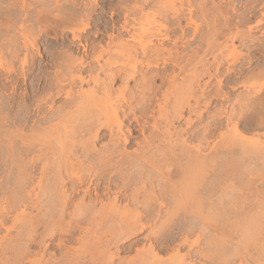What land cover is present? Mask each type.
Wrapping results in <instances>:
<instances>
[{
  "label": "bare ground",
  "instance_id": "1",
  "mask_svg": "<svg viewBox=\"0 0 264 264\" xmlns=\"http://www.w3.org/2000/svg\"><path fill=\"white\" fill-rule=\"evenodd\" d=\"M9 1V0H8ZM15 1V0H14ZM12 2V0L9 2V3H4V0H3V2H1L2 4H0V5H2V6H0V18L1 19H4V20H1L2 22V24L4 23V21H5V24H6V28L5 29H3V28H0V39H1V42H0V86L1 87H3V91L5 90V88H6V86L9 84L10 86H8V88L9 87H11V90H12V92H16L18 89H20V87H19V83H18V78H17V76H21V77H23V80H24V82L23 83H26L27 82V79H29L30 78V76H31V74H33L34 73V71H35V68H36V66H37V64H36V60H35V57H33L31 54H32V50H35L36 51V41H35V39H32V41H29V42H25V45H24V47H23V50H17V49H15V47L12 45V43L14 42V41H10V40H6L7 41V43L5 44V43H3V39L5 38V36L7 35H9L7 32H8V29H10L11 30V27L12 26H15V24L17 23V18L19 17L20 18V20H23V18L25 17V19H24V21H28L29 22V19H30V16H32V15H30V16H28L27 15V13H28V11H27V9H25V10H23V11H21V10H19V9H22L23 7H25V5L24 6H22V7H19V2ZM18 1V0H17ZM34 1H36V0H34ZM51 0H49V2H50ZM55 3L54 4H56V6H57V9H56V7H55V9H56V16H53V17H57L56 18V20L58 19L59 20V18L61 19L60 20V22L62 21V23L64 24V25H66V23H67V25H71V27L69 28L70 30H72V28H74L75 27V25H76V27H75V29H77L78 28V31L77 30H72V31H70V32H72V34L74 35V38H76L77 40H80V39H78V38H80V37H82L81 35H80V32H85L87 29H89V27L91 26V21H92V16H91V14H90V11L89 12H86V11H88V10H86V11H84V12H74L75 11V9H74V7H76V5H78V4H81V1L80 0H68V2L70 3V6H66L67 7V9H66V7L65 6H63V5H61L60 4V2L61 1H63V0H53ZM52 1V2H53ZM66 1V2H65ZM143 1V3H148L149 1H151V3H153L154 5L153 6H156V8L157 7H161L162 8V10H163V7H165L164 9H168V10H170L169 12L170 13H167L168 12V10H167V14L166 13H164L165 15L163 16L162 14H158L157 12H155V11H158V12H162L163 13V11L161 10L160 11V8H157V10H155L154 12H152V13H147V14H145L144 13V8L143 7H139L138 8V6H135V7H137V10L136 9H132L131 11H134L133 12V15H134V18H133V21L135 20V22H140L141 20H143L142 22H144V21H147V22H149V23H151L152 24V22H153V24H155L154 22H156V20H157V18L159 17V18H162L163 19V22L165 23V21L166 22H169L170 23V25H172V26H174V28L172 27V29H175L176 27H177V31H180L181 33V35L183 36L186 32H185V30L181 27V18H182V16H184L183 14H182V10H180V8L178 9V8H175L176 6V4H175V1L176 0H142ZM189 1H191V0H189ZM188 1V3H190L191 4V2H189ZM200 1V0H199ZM203 3H204V1L203 0H201ZM258 1V0H257ZM6 2V1H5ZM20 2H22V1H20ZM39 2V1H38ZM68 2H67V0H64V2L62 3V4H68ZM83 2V1H82ZM3 3L4 4H6V6L4 5V7H3ZM32 3V2H31ZM43 3V2H42ZM48 3V2H47ZM47 3H44L43 4V9H44V7L45 8H47L46 10H48V8H49V6H48V4ZM94 3V2H93ZM95 3H98V2H95ZM151 3H148V4H151ZM203 3H200V5L202 4L203 5ZM264 2H262V8L264 9V4H263ZM22 4H24V3H22ZM83 4V3H82ZM87 4V3H86ZM148 4H146V6L148 5ZM174 4V5H173ZM193 4V3H192ZM205 4V3H204ZM32 5V4H31ZM37 5V4H36ZM98 5V4H97ZM97 5H95V6H97ZM145 5V4H144ZM171 5H173V6H171ZM28 6H30V3H29V5H27V7ZM40 6V5H39ZM51 6H53V5H51ZM50 6V7H51ZM85 6V5H84ZM89 6H90V4H89ZM94 6V7H95ZM142 6H143V4H142ZM149 6V5H148ZM188 6H191V5H188ZM187 6V7H188ZM199 6V5H198ZM34 7V6H33ZM69 7V8H68ZM88 7V6H87ZM145 7V6H144ZM167 7V8H166ZM29 9H30V7H28ZM37 8V7H36ZM52 8H54V7H52ZM59 8V9H58ZM70 8H72V9H70ZM82 8V7H81ZM134 8V7H133ZM171 8V9H170ZM42 9V10H43ZM49 9H51V8H49ZM68 9H70L69 11H68ZM159 9V10H158ZM5 10V11H4ZM34 10V9H33ZM46 10H45V12H46ZM60 10V11H59ZM94 10V9H93ZM191 10V12H189V13H192V8L190 9V7L188 8V11H190ZM52 11V10H51ZM77 11V10H76ZM96 11V10H95ZM37 12H38V10H37ZM47 12H50V11H47ZM47 12H46V14H47ZM93 12V11H92ZM165 12V11H164ZM234 12V11H233ZM236 12V11H235ZM36 13V12H35ZM39 13V12H38ZM44 13V12H43ZM42 13V14H43ZM53 13V12H52ZM51 13V14H52ZM49 14V13H48ZM47 14V15H48ZM51 14H49V15H51ZM130 14H132L131 12L127 15V14H125L126 16H129ZM40 15H41V12H40ZM55 15V14H54ZM219 15H221V14H219ZM37 16H39V15H37ZM36 16V18L38 19V17ZM42 16V15H41ZM41 16H39V17H41ZM46 16V15H45ZM126 16H124L125 18L124 19H126ZM229 15H227V14H225V15H221L220 17H221V19H222V21H223V25H222V27L221 28H223V32L221 31V29L219 30V31H221L222 32V37L223 38H225L224 40L226 41V42H228L227 40L228 39H238V38H240L242 35H241V33H239L238 34V32L236 33V34H232V30H230L231 29V25H232V19H231V17L229 18L228 17ZM238 16V15H237ZM3 17V18H2ZM52 17V16H51ZM52 17V18H53ZM129 17H131V15L129 16ZM18 18V19H19ZM42 18H44V17H42ZM47 18V17H46ZM45 18V20H40L39 19V21L38 20H36L37 22H39L40 24H41V21L43 22V24L44 23H48V18H50V17H48L47 19ZM184 18H185V16H184ZM234 18V17H233ZM239 19H238V24L240 25V24H242L243 22H246L247 20H246V18H245V16H243V17H238ZM127 19H129V18H127ZM126 19V20H127ZM47 20V21H46ZM52 20V19H51ZM54 20V19H53ZM56 20H54L55 22H56ZM130 20V19H129ZM165 20V21H164ZM182 20H183V18H182ZM46 21V22H45ZM64 21V22H63ZM132 21V20H131ZM130 21V22H131ZM192 19L190 18L189 19V23L188 24H190V23H192ZM20 22V21H19ZM54 22V23H55ZM59 21H57L56 23H58ZM146 22V23H147ZM158 22V21H157ZM163 22H160V23H163ZM0 23V24H1ZM22 23V22H21ZM52 23V22H51ZM50 23V24H51ZM55 23V24H56ZM128 22L126 21V23L124 22V24L122 25V26H120L121 27V29H122V31L124 32V31H127L128 29H131V28H129V25L131 26V24L129 23V25L127 24ZM168 23V24H169ZM234 23V22H233ZM4 24V25H5ZM11 24V25H10ZM151 24H149V25H151ZM157 24V23H156ZM187 24V25H188ZM235 24H236V22H235ZM3 25V26H4ZM46 25H48V24H45L44 25V27H42V26H40L39 28H38V31H37V33H38V35L36 34V37L37 36H40L41 34L42 35H44V33H45V35L47 34V33H49L48 32V27L46 26ZM52 25V24H51ZM73 25V26H72ZM79 25V26H78ZM139 25V24H138ZM146 25V24H145ZM191 25V24H190ZM244 25V24H243ZM1 26V25H0ZM49 26V25H48ZM53 26V25H52ZM147 26H148V24H147ZM161 26H163V24H161L160 25V27H158V28H160L161 29ZM166 27H168V25H165ZM165 26H163V28L165 27ZM234 26V25H233ZM236 26H237V24H236ZM241 26V25H240ZM66 27V26H65ZM114 27V26H113ZM67 28H68V26H67ZM79 28L81 29V31L79 30ZM143 28V27H142ZM153 29H154V27H152ZM152 28H151V30H152ZM156 28V27H155ZM158 28H156L157 30H158ZM162 28V29H163ZM168 28H170V26L168 27ZM215 28V27H214ZM233 28V27H232ZM256 28V27H255ZM259 27H257V29H258ZM115 29V28H114ZM144 30H145V28H143ZM143 29H142V31H143ZM159 29V30H160ZM161 29V30H162ZM217 29V28H216ZM216 29L214 30V29H212L211 30V32H212V34H210L211 32L209 31V33H208V36H207V41H206V45H207V49H205V47H206V45H205V47L203 48L204 49V51H203V56H206L207 54H209L210 52H211V54H213V48L214 47H216V46H220V47H222V45H219L217 42H215V41H217V40H214V38L216 37L215 35L217 34V35H220L221 33L219 32H217L216 31ZM119 30V29H118ZM155 30V29H154ZM157 30L156 31H154V32H156L155 33V35H153L152 34V37L150 36H146V38L148 39H145V38H143V39H145V41L143 42V41H141V40H143L142 39V37H140V39L141 40H137V42H139V44H132L130 41V43H123V44H121V46H119L120 47V49H119V47H115V48H117V51L119 52L120 51V53L122 54V56H123V63L122 64H124V66H125V72H127L128 74L127 75H124L125 76V78L121 75V76H119V74H118V78L119 77H123L124 78V80H121V81H126L127 82V84H128V82H129V80H130V78L131 77H133V76H135V75H137V74H140V73H137V65L136 64H139V62H137V59H138V57H140L141 55L142 56H148V51H151L150 53H149V55L150 54H152V56H156V62H154V63H151L150 61V63L145 59V61L147 62V64H146V68L148 67H150V65L151 64H155L154 66V68H157V67H159V65H158V62H159V60H160V58H161V56L163 57V55H164V53H166V54H168L167 52L168 51H166V52H164L165 51V49L166 48H164L163 49V46L164 45H162V43H161V45L160 46H158V45H154L156 48L154 49V50H150L149 49V47L151 48V46L150 45H152L153 43H152V41H151V39H156V37L155 36H157L158 38H161V39H166V41H167V39L169 40L170 39V37H169V33L167 34H164L165 33V31H164V33H161V30H160V32H157ZM164 30V29H163ZM250 30H252L253 31V28H251ZM80 31V32H79ZM117 31V30H116ZM128 31H130V30H128ZM147 31V30H146ZM148 31H149V29H148ZM167 31H168V29H167ZM166 31V32H167ZM170 31V30H169ZM174 31H176V30H173L172 31V33L174 32ZM215 33H214V32ZM79 34H78V33ZM120 32V31H119ZM149 32H151V33H153V30L152 31H149ZM217 32V33H216ZM118 33V32H117ZM128 34H129V32H127ZM146 33V32H145ZM150 33V34H151ZM175 33H177V32H175ZM249 33H250V31H249ZM85 34V33H84ZM144 34V33H143ZM164 34V35H163ZM116 35V34H115ZM118 35V34H117ZM121 35V34H120ZM120 35H119V37H120ZM149 35V34H148ZM174 35H176V34H173L171 37H174ZM235 35H237L238 36V38H237V36H235ZM240 35V36H239ZM249 35H251V34H249ZM249 35H248V38H247V36H245V38H247V39H250V37H249ZM113 36V35H112ZM111 36V38H113ZM178 36V35H177ZM210 36V37H209ZM215 36V37H214ZM221 36V35H220ZM253 35H251V37H252ZM132 37H134V36H132ZM145 37V36H144ZM154 37V38H153ZM221 37V38H222ZM244 37V36H243ZM11 38V37H10ZM131 38V37H130ZM177 38H179V37H177ZM177 38H173V39H176V41H177ZM245 38L243 39L242 37L240 38V39H242V41L243 40H245ZM254 38V40H255V36L253 37ZM253 38H252V40H253ZM172 39V38H171ZM215 39H218V38H215ZM246 39V40H247ZM111 40V39H110ZM121 40V39H120ZM123 40V39H122ZM133 40H135V38L133 39ZM147 40V41H146ZM179 40V39H178ZM245 40V41H246ZM251 40V43H255L256 41H257V38H256V40L254 41H252ZM5 40H4V42H6ZM83 41V40H82ZM126 41V40H125ZM128 41V40H127ZM162 41V40H161ZM164 41V40H163ZM162 41V42H163ZM250 41V40H249ZM136 42V43H137ZM154 42V41H153ZM169 42V41H168ZM244 42V41H243ZM258 42H260V41H258ZM175 43V42H174ZM174 43H173V45H174ZM215 43H217V44H215ZM247 43V42H246ZM159 44V43H158ZM164 44V43H163ZM176 44H178L177 42H176ZM260 45H259V48H258V51H261L262 50V52H259L258 53V51H257V53H258V55L260 56V54L262 55V53H263V55H264V42L261 44V43H259ZM120 45V44H119ZM82 46V45H81ZM94 46V45H93ZM249 46V45H248ZM101 47V46H100ZM175 47V46H174ZM177 47V46H176ZM175 47V48H176ZM94 48H96V47H94ZM98 48H99V46H98ZM153 48V47H152ZM257 48H254L253 49V52H252V49H250L251 50V52L252 53H250V57H248V56H246V57H248V58H246L245 57V59L246 60H248L246 63L244 62V64H247L248 62H249V64H248V67H249V65H250V62H254V61H249V60H252L251 58L252 57H257L255 54H257V53H255L254 52V50L256 51V49ZM30 49H32L31 51H29ZM112 49V47L109 49L108 48V50H110L111 52H112V50H114V47H113V49ZM119 49V50H118ZM149 49V50H148ZM178 49V48H177ZM224 49V48H223ZM249 49H248V51H249ZM260 49V50H259ZM79 50V49H78ZM87 50L88 49H86V45L84 46V52H87ZM90 50V49H89ZM98 50H100V49H98ZM98 50L96 51L95 49L93 50V54H94V56L92 57V58H95L96 59V61H98V67L97 68H95L93 65H94V60H93V62L94 63H90V62H88V61H86V59L84 60H82V58H81V60L79 59V60H76V59H74V57H73V59H71L70 57H71V54H70V57H67L66 59L68 60L69 58H70V60H75V61H71V63H68L67 61V63L66 64H64V65H62V61H64V57H66V56H64L63 57V59H62V61L60 60V58H59V61H61V62H59V63H61V67L64 69V70H62L61 72H63L64 71V73L66 72L67 73V75H68V78H66V76H64L63 74H61V72L59 73V75H56V77H55V79L54 80H51L52 78H50V79H48L47 78V76H46V78H45V76H44V78H45V85L48 87L47 88V93L44 95V96H39V97H44L42 100L41 99H37V100H41L42 102H44V103H49V104H51L52 102H54L55 100H54V95L56 94V96H60L63 92H65V90L67 91V89L65 88L66 86H63V85H65L64 83H66V82H69V84H71V86L73 85V84H76V83H81V84H83V83H93V87H92V89L91 90H89V91H84L83 89H80V91H78V92H74V94L75 95H73V93H71V92H69V93H67V96L66 97H69L70 98V103L68 102V101H66L65 100V102L66 103H69L70 105H72L73 104V106H75V107H77V108H74V109H81V107L83 108L84 106H81L82 104H85V110L86 109H88V108H91V106L89 107V105H93L94 106V108H96V110H94V114H93V112H92V114H90V115H92V117L91 118H85V119H88L87 121H89V123H90V125H89V129H88V133H89V135H90V138H89V141L87 140V144H85V143H82V142H84V141H82L81 143H82V146H84V147H88L87 149L85 148V150H83L84 149V147H82V146H80V147H82L83 149V152H84V156H85V159H87V161L88 162H90V163H88L89 164V166L87 167H85V172H86V174H87V176H88V182L86 183L85 181L87 180H85V177H84V175H83V173L82 172H79V169H81V168H83L84 167V165L86 164V163H84L83 161H81V159L80 158H82V157H80L79 156V154H78V156L77 157H74V156H72L73 158V160H71L70 158V160H71V163H69V165H62V166H64L65 168H63V167H61V163L59 164L58 163V167H61V168H57V169H59L58 171H57V173H55V174H49V176L47 177V178H45V179H47V181H48V183L46 182V183H44V181H43V178H42V180H41V178L39 179V180H41L40 182H38V185H40V188H39V190L41 189V192H42V194H41V192L39 193V195L41 196V197H51V199L53 200V198H54V200L56 199L57 200V202H58V204L55 202H53L54 204H52V205H55V204H57L55 207L56 208H51V212H54L52 209H55V211H56V214H57V216H58V218L57 219H59V217H63L62 218V220L65 218L64 217V215L66 214L67 215V212H65V210L68 208V204H69V199H70V196L73 194V193H77L78 191H80L81 190V192H83L84 194V198L85 197H88L90 200H89V203L86 205H81V202L79 203H77V204H80V205H76L75 204V206L77 207V209H76V207L74 208V210L77 212H75L76 214H74V212H73V214L71 213V215H73V217L75 216L78 220H79V218H84L85 219V215H87V214H89L90 213V215L93 213L95 216H96V214H97V216L99 215V216H102L103 217V219L105 218V219H107L108 217H109V219H113L114 220V218L115 217H113V216H116V215H118V216H116L117 218H119L120 220H121V218L123 219L124 217H126L128 214H130L129 216H130V218H132L131 219V223L130 222H128L127 224H126V226L125 227H121V228H116V230L113 228V230H111V231H114V232H111V234H113L112 236H113V239H114V236H115V238H118V239H120L121 240V238H126L125 236H127V235H129L128 236V238L131 236V234L133 233L134 234V232H138V231H140V232H144L146 229H147V222H150V224H151V222L152 221H157V220H161V221H159V222H161V225L159 226L160 228H158L157 230H154L153 229V231H151L150 232V236L151 237H153L154 239H155V241L153 242L152 240V242H151V244L149 245V247H148V249H146L144 252H143V254H142V260H144L145 261V259H147L146 261L148 262V260L150 259V258H158L157 259V261H153V263L152 264H154V262H155V264H264V249H262V254L260 253V252H254V253H244V252H242V253H239V250L237 251V250H235V252L233 253V254H230L228 251H227V245L228 246H230L229 244H230V240L229 239H231L232 237L234 238L235 236L234 235H237V236H242V238L244 237V235H246L247 234V231H248V229H247V226L250 224H252V227H256V228H258L259 227V221L262 219V218H264V198L263 197H261V191L260 190H258L257 188L258 187H256V189L254 190V189H251L249 192H251L252 190H254V192H253V194H252V192H251V194L252 195H249V196H247L248 195V193H244V192H242V195L240 194L239 196H237V194H238V192H237V194L235 195V196H233V195H228V193H226L225 191H224V193H226L227 194V196L229 197V200L228 199H225V201H228V202H225L224 201V198H226L225 196H224V198L222 197L223 196V194H221L222 196V198L221 197H219V198H217V199H222L221 201L219 200V204H217V205H214V202H213V195H214V187H215V185H216V181H217V174L215 173V172H217V170L219 171V173L221 174V175H224L225 176V178H227V176L231 173V171H233V170H231L232 168H234V170L235 169H237V168H240V170L244 167L245 169H253L252 171L254 172V169H255V171L257 172V171H259V173H260V171H262V170H258V169H260L262 166L264 167V152L263 151H261V149L260 150H254L253 149V147H252V145H251V143H252V141H251V139L250 140H246L247 138H245L246 137V135H248V134H250L249 132H253L255 129H257V132H258V128H263L264 129V119L263 118H261V117H264V101L261 99V97H262V94L264 93L263 91H264V89L262 90V89H260V90H257V92H253L252 91V89H250L246 94H244V96L243 95H241V100H240V103L243 101L244 102V104L242 105V104H240L239 105V107L240 108H238V110H236V108H235V105L233 104V107H231V108H234V109H231L232 111H230V113L229 112H226V111H222V107H220V109H221V111L218 109V113L217 114H219L217 117H216V112H217V110H215V115H213V117L215 116V118L214 119H216L217 118V121H215V120H213V121H208L206 124H205V126H203V128H201L200 130L198 129V128H196L195 130H193V131H191V129H186V128H184L181 132L179 131V129H178V131L176 130V129H174V128H172L173 126H175L174 125V120H175V118L176 119H178L179 120V118H181L182 116H183V118H185L184 117V114H182L183 112H181L182 111V109L183 108H186V107H189V110H190V113H191V116L192 115H196L197 117H199V119H203V117H204V115H203V110H202V108H200L201 106H200V104H204V108L205 109H208V106L212 103V102H214V99H216V98H220V99H222V97H224L225 98V96L227 97V93L225 94H223L222 93V90L220 89V87H217V88H219V89H217V88H213L211 85H208L207 83L205 84H203V86H202V84H200V85H198V83H200V82H197V85L196 86H198V87H200L201 88V92L200 93H198V92H195L194 91V88L192 87V85H194L193 83H195L194 81L195 80H197L198 79V77H201V75H203V73H207V74H209L210 73V68H211V66H208V65H203V67L202 68H204V70H202L201 69V71L203 72H201V71H199V73L197 72V73H194L195 75H196V79H194L195 78V75H193L192 77V79L191 80H193V81H191V80H189V78H188V80H186V81H188V84H186V83H184L185 82V79H184V81L182 82L183 83V85L181 84V83H179V84H181V86L183 87H185L186 89H187V91H188V95L187 96H189L188 98H186V102L185 103H182L183 101H184V96H181L183 99H181V97L179 96V101H177V100H175V96H174V103H175V101L176 102H180L181 100H182V102H180V106L178 105L177 107H176V105L175 104H177V103H175V104H173V105H175V106H173L172 108H173V110L171 111V112H169L170 113V118H171V121H169L170 120V118H167V116H166V118L165 119H168V123H164L165 124V127L164 128H162V127H160V126H158L156 123L151 127V132H150V134H149V136L150 137H148V135L147 136H145V132H146V130H147V127L145 126V123H147V122H145L147 119H146V117H148L147 115L149 114V110H150V105H149V102L152 100H147L146 101V97H145V92H144V89L146 90V88H143V94H141L142 95V97L138 100V102L140 101V104H137V106H134L133 105V103H129L130 102V100H132L133 99V97L134 96H130V97H132V99L129 97L128 99H129V101H128V99H127V97H126V94H125V91H126V89H125V91L124 90H120V92L119 93H117L118 95H116L115 94V91L113 90V86H112V84L116 81V75L115 74H113V67L115 66V65H117L118 64V62L116 63V62H113V59H112V62H110V61H107V60H105V63L104 64H101V63H99V57H103V56H101V53H103V54H105L104 52H105V50H103V52H101L102 50H100V52L98 53ZM116 50V49H115ZM170 50H172V49H170ZM7 52V57L9 56V60H7L8 62H6V59H4L5 58V53ZM23 51H25V52H23ZM107 51V50H106ZM234 51V50H233ZM233 51H232V54H233ZM247 51V52H248ZM29 52H31L30 54H29ZM174 52H177L176 51V49H175V51ZM174 52L172 51V53L174 54ZM199 52V51H198ZM23 53V54H22ZM25 53V54H24ZM34 53V52H33ZM92 53V52H91ZM96 53H98L99 55H96ZM109 53V51L107 52V54ZM170 54H168V55H170V56H168V57H170L169 59H170V63L172 64V65H178V66H180V65H182V63L181 62H184V61H187L188 59L187 58H189V57H187V56H182L181 54H180V56H182L181 58H179L178 57V55L179 54H177L176 53V57H174V58H172L171 59V57H172V54H171V52H169ZM178 53H180V52H178ZM24 55L23 56V58L20 56V55ZM39 54V53H38ZM67 54V53H66ZM87 54V53H86ZM89 54V53H88ZM86 55L87 57L89 56V55ZM93 54H91V55H93ZM102 54V55H103ZM182 54H184L183 52H182ZM31 55V56H30ZM42 55V54H41ZM90 55V56H91ZM95 55H96V57H95ZM140 55V56H139ZM228 55H230V54H228ZM233 55H235V54H233ZM232 55V56H233ZM84 56V55H83ZM105 56V55H104ZM164 56H167V55H164ZM192 56V55H191ZM231 56V55H230ZM231 56V57H232ZM258 56V57H259ZM54 57V56H53ZM57 57V56H56ZM159 57V58H158ZM236 57H238V55L236 56ZM242 57V56H241ZM76 58V57H75ZM159 60H158V59ZM195 58V57H194ZM226 57H224V56H221V57H219L218 55H215L214 56V59L215 60H219L218 61V64L215 66L216 68H215V70H216V72H222L221 71V68H223V65L225 64V62H227V61H229V60H227L226 61V59H225ZM250 58V59H249ZM78 59V58H77ZM151 59V58H150ZM162 59V58H161ZM165 59V58H164ZM169 59H167V60H169ZM227 59H229V58H227ZM238 59H239V57L238 58H236L235 59V61H237L238 62ZM53 60V59H52ZM70 60H68V61H70ZM109 60V59H108ZM54 61H56L55 59H54ZM139 61V60H138ZM144 61V62H145ZM155 61V60H154ZM165 61V60H164ZM163 61V62H164ZM234 61V60H233ZM234 61V63H236ZM257 61V60H256ZM65 62V61H64ZM145 62V63H146ZM153 62V61H152ZM162 61H160V63H161ZM216 63H217V61H215ZM50 63V62H49ZM97 63V62H96ZM164 63H169V62H164ZM233 63V64H234ZM260 63V62H259ZM143 64V63H142ZM158 66H157V65ZM163 64V63H162ZM237 64V63H236ZM263 65H264V63H262ZM54 65V64H53ZM211 65V64H210ZM261 65V64H260ZM263 65L261 66V68H259V67H255V69L256 68H258V70H256V71H259L258 73H256V71H254L255 69L254 68H252V69H254V70H249V71H247V73L245 72L247 69V67L244 69L245 71H240V70H238L239 68H242V67H237V65H235L234 64V67L233 68H235V70H234V72H236V74L237 75H239L240 77H242L243 76V74H245V76H244V78H243V80L245 79L246 80V82L248 81V82H250V81H252L251 83H253V80H257V81H259V82H261L262 80H264V68L262 69V67H263ZM39 66V65H38ZM56 66V65H55ZM113 66V67H112ZM157 66V67H156ZM177 66V67H178ZM240 66V65H239ZM252 66V65H251ZM254 66V65H253ZM252 66V67H253ZM257 66V65H256ZM60 67V68H61ZM165 67V66H164ZM147 68V69H148ZM233 68H231V67H229L225 72L223 71L222 73H226V75L228 74H230V75H233ZM238 68V69H237ZM250 68V67H249ZM116 69V68H115ZM151 69V68H150ZM149 69V70H150ZM152 69H153V67H152ZM167 69V68H166ZM262 69V70H261ZM124 70H123V72H124ZM156 70V69H155ZM98 71V73L96 74V72ZM99 71L100 72H102V73H104L103 75H105L104 76V78H101L100 77V75H99ZM139 71V70H138ZM70 72V73H69ZM115 72H117V71H115ZM114 72V73H115ZM120 72V71H119ZM124 72V73H125ZM154 72V71H153ZM159 72V70H158V68H157V70H156V73H157V76L160 74V73H158ZM162 72V71H161ZM200 72L202 73V74H200ZM46 73H48V72H46ZM65 73V74H66ZM118 73V72H117ZM116 73V74H117ZM141 73H142V71H141ZM145 73V72H144ZM150 73H152L151 71H150ZM156 73L154 74L155 75V80H156ZM50 74V73H49ZM56 74H57V72H56ZM70 74L72 75V77L70 76ZM126 74V73H125ZM148 74H149V72H148ZM148 74L147 73H145V75L143 74V76L142 75H139V76H142L141 78V80H142V82H143V85H145L148 89H149V87H150V85H152L151 83H152V79H153V75H152V77H150V74H149V76H148ZM200 74V75H199ZM223 74V75H224ZM34 75V74H33ZM43 75V74H42ZM62 75V76H61ZM162 75V74H161ZM178 75V74H177ZM214 75V74H213ZM219 75L221 76V73H219ZM219 75H214L215 77L214 78H216L217 76H219ZM222 75V76H223ZM225 75V79H226V85L228 86H230V85H236L237 83H240L239 81H237V78L236 79H233L234 78V76H233V78H231V77H227ZM236 75V77H238ZM37 76V75H36ZM39 76V75H38ZM53 75L51 74V77H52ZM164 76V75H163ZM163 76H161L162 78H163ZM169 76V75H168ZM49 77V76H48ZM54 77V76H53ZM147 77H150L151 78V80H149L151 83H150V85L148 84L149 83V81H148V78ZM159 77V76H158ZM171 76H169V78H170ZM178 77V76H177ZM212 76H211V74H209V79L211 78ZM227 77V78H226ZM17 78V79H16ZM32 78V77H31ZM35 78V77H34ZM33 78V79H34ZM38 78V77H37ZM41 78V77H40ZM140 78V77H139ZM173 78V77H172ZM175 78H176V76H175ZM174 78V80H172V81H175L176 79ZM213 78V77H212ZM217 78H219V77H217ZM216 78V79H217ZM221 78V77H220ZM223 78V77H222ZM39 79V78H38ZM43 78H41L40 80H42ZM153 79V80H154ZM160 79V78H159ZM171 79V78H170ZM128 80V81H127ZM139 80V79H138ZM148 82H147V81ZM220 80V79H219ZM242 80V81H243ZM245 80H244V82H245ZM261 80V81H260ZM171 81V82H172ZM198 81H199V79H198ZM35 82V81H34ZM42 82V81H41ZM125 82V83H126ZM141 82V83H142ZM155 82V81H154ZM154 82H153V85H155L154 84ZM177 82V81H176ZM180 82V81H179ZM218 83H219V81H217ZM221 82V81H220ZM244 82H241V83H243L242 84V86L246 83H244ZM247 82V83H248ZM37 83V82H36ZM44 83V82H43ZM125 83H123V84H125ZM169 83V82H168ZM175 83V82H174ZM240 83V84H241ZM250 83V84H251ZM255 83H257V82H255ZM27 84V83H26ZM63 84V85H62ZM68 84V83H67ZM115 84V83H114ZM113 84V85H114ZM147 84H148V86H147ZM171 84V83H170ZM172 84H173V82H172ZM171 84V85H172ZM184 84H186V85H184ZM249 84V83H248ZM56 86L55 88H57V90L55 91L56 93L54 94V95H52V92H54V91H52L53 90V88H50V86L52 87V86ZM139 85V84H138ZM171 85H169V86H171ZM175 85H176V83L174 84V85H172L170 88H172L173 86L175 87ZM221 86H222V83L220 84ZM225 85V84H224ZM32 87H33V85H31ZM69 86V85H68ZM74 86V85H73ZM140 86V85H139ZM195 86V87H196ZM202 86V87H201ZM238 86H241V85H238ZM237 86V87H238ZM22 87V86H21ZM26 87V86H25ZM39 87V86H38ZM70 87V86H69ZM91 87V86H90ZM121 87H122V85H121ZM128 87V86H127ZM141 87V86H140ZM155 87V86H154ZM153 87V88H154ZM178 87H180V85L178 86ZM182 87H180V88H178V90L177 91H179L180 90V92H182L183 93V91L181 90V88ZM184 87H183V90H184V92H185V89H184ZM223 87V86H222ZM235 87V86H234ZM7 88V89H8ZM36 88V87H35ZM43 88V87H42ZM71 88V87H70ZM168 88V87H167ZM228 88V87H227ZM236 88V87H235ZM6 89V90H7ZM52 89V90H51ZM85 89V88H84ZM115 89H117V88H115ZM140 89V91H141V88H139ZM155 89V88H154ZM225 89H226V86H225ZM231 89V88H230ZM4 91V92H7V91ZM55 90V89H54ZM71 90V89H70ZM69 90V91H70ZM87 90V89H86ZM169 90H171V89H169ZM169 90H167V91H169ZM262 90V91H261ZM43 91V90H42ZM133 91V90H132ZM139 91V90H138ZM139 91V92H140ZM155 91V90H154ZM224 91V90H223ZM11 92V91H10ZM22 92V91H21ZM27 92V91H26ZM73 92V91H72ZM129 92V91H128ZM138 92V93H139ZM149 92V91H148ZM225 92V91H224ZM45 93V92H44ZM137 93V94H138ZM142 93V92H141ZM154 93V92H153ZM163 93V92H162ZM161 93V94H162ZM169 93H170V91H169ZM175 93V92H174ZM173 93V94H174ZM231 93V92H230ZM17 94V93H16ZM42 94V93H41ZM66 94V93H65ZM64 94V95H65ZM135 94V93H134ZM156 94V93H155ZM172 94V93H171ZM179 94V93H178ZM184 94V93H183ZM229 94V93H228ZM1 95V94H0ZM12 95V94H11ZM25 95V94H24ZM132 95V94H131ZM139 95V94H138ZM140 95V96H141ZM149 95V94H148ZM231 94H229V96H230ZM4 96V95H3ZM170 96V95H169ZM169 96L167 97V95H166V98H165V100L167 101L168 100V98H169ZM185 96H186V93H185ZM222 96V97H221ZM240 96V95H239ZM24 97V96H23ZM30 97H32V96H30ZM34 97V96H33ZM138 97V96H137ZM149 97H151V96H149ZM153 97V96H152ZM163 97V96H162ZM165 97V96H164ZM173 97V96H172ZM2 98V97H1ZM3 98H5V96L3 97ZM56 98V97H55ZM119 98H121V99H119ZM135 98V97H134ZM191 98H193L194 100H195V104H192L191 105V102H190V99ZM240 98V97H239ZM7 98H5V100H6ZM26 99V98H25ZM32 99V98H31ZM220 99H217V100H219L220 101ZM9 100V99H8ZM20 100V99H19ZM21 100H23V98H21ZM134 100H137L136 98L135 99H133V101ZM199 100H201V102L199 101ZM225 100V99H224ZM224 100H222V101H224ZM1 101V100H0ZM121 101L122 102H124V103H122L121 104ZM132 101V102H133ZM141 101H142V103H141ZM144 101H146V102H144ZM228 101V100H227ZM263 101V102H262ZM9 103H8V105H7V107L8 108H12L13 109V107H14V105H16L17 103H18V101H17V97L14 95L9 101H8ZM42 102H40L41 104H42ZM51 102V103H50ZM65 102H64V104H65ZM86 102V103H85ZM137 102V101H136ZM152 102V101H151ZM216 102V101H215ZM3 103V102H2ZM1 103V104H2ZM35 103V102H34ZM38 103V104H37ZM36 104L39 106V101L37 102ZM91 103V104H90ZM135 103V102H134ZM181 103H182V105H181ZM3 104H5V103H3ZM2 104V105H3ZM54 103H52V105H53ZM86 104H89L88 106H86ZM153 104V103H152ZM186 104V105H185ZM1 105V106H2ZM6 105V104H5ZM25 105V104H24ZM34 105V104H33ZM65 105H67V104H65ZM78 105H79V107H78ZM136 105V104H135ZM158 105V104H157ZM161 105V104H160ZM184 105H185V107H184ZM212 105V104H211ZM69 106V105H68ZM156 106V105H155ZM196 106V107H195ZM197 106L199 107L198 109H201V110H198L197 109ZM231 106H232V104H231ZM3 107H4V105H3ZM3 107H0V125L2 126V129L4 130V135L2 134V137L1 138H5V142H6V135H5V133L7 134V137L9 136V134H8V127H11V126H8L7 127V129H5L4 128V126L6 127V125H11L10 123L11 122H13V121H15L16 119H18L17 117H16V119H15V117H13V116H10V115H7L8 114V110H6L5 109V107L3 108ZM19 107V106H18ZM28 107V106H27ZM41 107V106H40ZM44 107V106H43ZM52 106H50V108H51ZM65 107V106H64ZM162 107V106H161ZM174 107H175V109H174ZM4 109L5 110V112H7V114L5 113H3V111H2V109ZM30 108V107H29ZM28 108V110L26 111L27 112V115L25 116L26 118H28L27 116H28V111L30 110V112H32L31 111V109H29ZM35 108H36V106H35ZM49 108V109H50ZM58 108V107H57ZM63 108V107H62ZM70 108H71V106H70ZM152 108H155V107H152ZM171 108V109H172ZM203 108V109H204ZM218 108V107H217ZM216 108V109H217ZM227 108V107H226ZM41 108H39V110H40ZM63 109H67V108H63ZM72 109V108H71ZM160 109V108H159ZM158 109V110H159ZM162 109V108H161ZM169 109V108H168ZM224 109V108H223ZM22 110V109H21ZM38 110V109H37ZM58 110H59V108H58ZM88 110H90V109H88ZM153 110V109H152ZM156 110V109H155ZM157 110V111H158ZM247 110V111H246ZM9 111H10V109H9ZM34 111H35V109H34ZM56 111V110H55ZM64 111H66V110H64ZM69 111V113L71 112L70 111V109L69 110H67V112ZM78 111V110H77ZM77 111H74L73 112V115H77L76 113H77ZM90 111H93V108H92V110H90ZM161 112L162 111H164V109H162V110H160ZM159 111V112H160ZM165 111H167V110H165ZM205 111V110H204ZM53 112V111H52ZM61 112L62 113H64V114H62V117H61ZM66 112V113H67ZM152 112V111H151ZM160 112V113H161ZM38 113H40V111H38ZM42 113V112H41ZM41 113L39 114V115H41ZM44 113V112H43ZM49 113V112H48ZM47 113V114H48ZM54 113V112H53ZM56 113V112H55ZM65 112H63V111H61V109H60V113L58 112V113H56L54 116H49V117H45V116H42L44 119L42 120V121H44V122H46V123H49V122H52L53 123V121L54 120H56L57 118H59V120L61 119V118H69L67 115H69L70 116V114L68 113V114H66ZM90 113V112H89ZM122 113V114H121ZM138 113H140V116L138 115ZM166 113V112H165ZM165 113H161V114H165ZM192 113H196V114H192ZM59 114V115H58ZM122 116H121V115ZM155 114V113H154ZM167 114V113H166ZM42 115H44V114H42ZM50 115H53V114H50ZM72 115V116H73ZM150 115H151V113H150ZM9 116L10 117H13V119H15V120H13L12 119V121H10L11 120V118H9ZM72 116H70V117H72ZM189 116V115H188ZM212 116V115H211ZM222 116V117H221ZM37 117H38V115H37ZM51 117V118H50ZM121 117H124V118H126L127 120H132L133 122H135L136 123V125L135 126H133V129H131V128H128V131L127 132H124L123 131V128H124V124H123V120L121 119ZM223 117H225V120H223V119H221V118H223ZM40 118V117H39ZM63 118V120H67V118L66 119H64ZM75 118V117H74ZM142 118V119H141ZM173 118H174V120H173ZM190 118V119H189ZM187 117L186 118V120L187 121H185V123H186V125H190L191 126V124L193 125V123H192V119H191V117ZM211 118V117H210ZM144 119H146V120H144ZM189 119V120H188ZM263 119V120H262ZM22 120H24V119H22ZM222 120L223 121H225V123L227 122V124L229 123V124H231V125H229L228 124V126L230 127L231 126V130H229V129H227V130H229V132L231 131L234 135H236V137H237V140H234V143H233V141H232V143L233 144H235V141H236V143H237V145H238V143H241V144H243V142H246V141H248L247 143H248V145H251V149H252V151H249L248 153L247 152H245L244 150H242L243 148L245 149V147H243L244 145H247L246 143L241 147V146H239V149H240V147L242 148L241 150V153L239 152V151H236V153H235V151H234V153L232 154L231 153V155L232 156H234V157H232L233 159H235V160H233L232 158H231V160H227V159H224V160H221L220 162H219V159H220V154H221V156H222V151H219L218 150V152L217 153H219V154H217V153H214L215 151L213 150V151H211V152H209V153H206L207 152V150H209V149H211L212 150V147L209 145V142H208V140H209V138L213 135V133L219 128H221V126L223 125L222 123ZM10 121V122H9ZM32 121V120H31ZM37 121V120H36ZM57 121H58V119H57ZM71 121H73V119L71 120ZM16 122V121H15ZM18 122V121H17ZM44 122H41V124H40V126H39V124L37 125V127L35 128V127H32V128H35L34 130H36L37 128H38V126H39V128H41V125L42 124H44ZM59 122V121H58ZM57 122V123H58ZM64 122H68V120L67 121H64ZM64 122L62 123V119H61V121H60V123H62V125L63 126H65V124H64ZM86 122V121H85ZM85 122H83L82 121V123H85ZM38 123H40V122H38ZM46 123L44 124L45 126H46ZM69 123V122H68ZM148 123H149V121H148ZM196 123V122H195ZM198 123V122H197ZM12 124H14V122L12 123ZM16 124V123H15ZM25 124V123H24ZM49 124H51V123H49ZM49 124H47V125H49ZM54 124V123H53ZM56 124V123H55ZM54 124V125H55ZM70 124V123H69ZM87 124V123H86ZM127 124V123H126ZM150 124V123H149ZM148 124V125H149ZM226 124V125H227ZM241 124H244V126L242 127V129L245 127L246 129H247V131H248V134H247V132H246V129L244 130L245 132H246V134H244V131L243 130H240V127H239V125H241ZM52 125V124H51ZM51 125H49V126H51ZM53 125V127L51 126V127H49V126H47V127H49V129L46 127H44L43 126V132H38V131H41L42 130V128H41V130L38 128L36 131H30V134H31V132H32V134H31V136H33L35 133H39V136H40V133H42V135H43V133L45 134H47V135H49L51 132H52V134H53V131H52V129H54V128H56V125L54 126ZM147 125V124H146ZM147 125V126H148ZM195 125V124H194ZM198 125H200V124H198ZM16 126V125H15ZM14 126V127H15ZM61 126V125H60ZM60 126H58L57 125V127H60ZM70 126H72V125H70ZM85 126H88V125H85ZM132 126V125H131ZM201 126H202V124H201ZM242 126V125H241ZM20 127H22V126H20ZM66 127H67V125H66ZM66 127H65V129H66ZM194 127V126H193ZM198 127H200V126H198ZM224 127H225V125H224ZM1 128V127H0ZM31 128V129H32ZM44 128L46 129V131L44 130ZM50 128H52L51 130H50ZM68 128V127H67ZM71 128V127H70ZM139 129L140 130V132H142V134L144 135V138H143V141H136V146H137V149L133 152V153H131V152H129L128 153V150H126L125 149V151H122L121 149H118L119 148V146L121 145V141H123L124 143L123 144H132L133 142H135V137L133 138V131L135 130V129ZM150 128V127H149ZM149 128H148V131H149ZM191 128V127H190ZM47 129H48V132H47ZM58 129V128H57ZM85 129V128H84ZM176 130L175 132H173L172 130ZM182 129V128H181ZM222 129V128H221ZM220 129V130H221ZM260 129V130H261ZM5 130L7 131V132H5ZM19 130V129H18ZM17 130V131H18ZM50 130V131H49ZM64 130V129H63ZM75 131H76V129H74ZM73 130V131H74ZM104 130H107L108 131V135H109V137H110V140L109 139H107V140H109V142H112L113 143V146H114V148H115V150H114V152H110V151H106V147L105 146H107V143L105 144V146L102 148V149H100V151H98L97 150V148H96V150H97V152H99V153H97L96 155H97V158H93L94 159V161H93V159H92V157H94V156H92L93 154L92 153H94V152H96V150H95V147H97V146H95L94 144H96L95 142H96V140H101L103 137H105L104 135H106L105 133H103L104 132ZM19 131H21V130H19ZM56 131V130H55ZM80 131V130H79ZM136 131V130H135ZM191 131V132H190ZM224 131V130H223ZM264 131V130H263ZM3 132V131H2ZM15 133H16V131H14ZM29 132V131H28ZM50 132V133H49ZM58 133L59 132H62L61 131V129H60V131H57ZM222 132V131H221ZM0 133H1V131H0ZM37 133V134H38ZM49 133V134H48ZM57 133V134H58ZM76 134V132H73V134ZM80 133V132H79ZM82 133V132H81ZM183 133H185V135L186 136H189V134L191 133V135L187 138L189 141H193V140H196V141H193V143L194 142H198V145L196 146V144H195V147L193 146V143L192 142H187V140H183L182 138H181V136L183 137L184 135H182ZM217 133V132H216ZM255 133V132H254ZM262 133V132H261ZM260 133V134H261ZM15 135L14 133H13V131H12V133H11V135ZM45 134V135H46ZM62 134V133H61ZM68 134H70V133H68ZM221 134V133H220ZM233 134H232V136H233ZM253 134V133H252ZM257 134V133H256ZM259 134V135H260ZM10 135V136H11ZM12 135V136H13ZM41 135V136H42ZM46 135V136H47ZM51 135V134H50ZM77 135V134H76ZM136 135V134H135ZM134 135V136H135ZM139 135V134H138ZM231 134L229 133V136H230ZM254 135V134H253ZM0 136H1V134H0ZM3 136H5V137H3ZM23 137H25L24 135H22ZM21 135L20 136H17V137H15V138H20V137H22ZM26 136H28L27 137V141H25L26 139H16L17 141L18 140H20L21 142H22V140H24L27 144H28V146L27 147H31L30 145H29V143H28V141H30L31 139H29L31 136L30 135H26ZM35 136V135H34ZM31 137L32 138V141H33V138H35V137ZM37 136V135H36ZM55 136H57V135H55ZM60 135H58V137H59ZM64 136V135H63ZM71 136V138H75V137H72V135H70ZM79 136V135H78ZM186 136H184V137H186ZM225 136V135H224ZM228 136V137H229ZM250 136V135H249ZM248 136V137H249ZM264 136V135H263ZM14 137V136H13ZM69 136H65L64 138H67V139H71L70 137L68 138ZM176 137V138H175ZM219 137V136H218ZM251 137V136H250ZM262 137V136H261ZM26 138V137H25ZM46 138V137H45ZM48 138V137H47ZM63 138V139H64ZM77 138V137H76ZM80 138V137H79ZM83 138V137H82ZM140 138V137H139ZM138 138V139H139ZM181 138V139H180ZM212 138V137H211ZM214 138V137H213ZM239 138V139H238ZM10 140L12 139V137L11 138H9ZM36 139V138H35ZM34 139V140H35ZM39 139V138H38ZM41 139V138H40ZM39 139V140H40ZM49 139V138H48ZM55 139H57L56 137H55ZM61 139V138H60ZM67 139H66V142H67ZM104 139V138H103ZM136 139H137V137H136ZM179 139H180V141H179ZM224 139H225V137H224ZM229 139V138H228ZM232 139V138H231ZM234 139H235V136H234ZM261 139V138H260ZM260 139L257 137L256 138V140H253V143H255V145H257V149H259V145H262V144H264L262 141H260ZM4 140V139H3ZM2 140V141H3ZM16 140H14V142L16 141ZM51 140H52V138H51ZM59 140V139H58ZM65 140V139H64ZM75 140V139H74ZM140 140H141V138H140ZM182 140V141H181ZM227 140V139H226ZM8 142V145H6V150H5V148H3L4 150H5V153H7V151H9V153L11 154V156L10 155H7L6 157H7V160H8V158H9V160L10 159H12L11 160V163H14V162H16L19 158L18 157H15V155L16 154H14L16 151H13V150H15V148H16V146L15 145H17V144H12L11 142H13L12 140L11 141H9V140H7ZM31 141V142H32ZM43 141V140H42ZM57 141V140H56ZM62 141V140H61ZM60 141V143H59V141H58V143L59 144H61L62 142ZM71 141H72V139H71ZM86 141V140H85ZM242 141V142H241ZM264 141V140H263ZM13 142V143H14ZM19 142V141H18ZM20 142V143H21ZM30 142V143H31ZM45 142V141H44ZM77 141H74V143H76ZM79 142V141H78ZM249 142H250V144H249ZM6 143V144H7ZM17 143V142H16ZM58 143H56V145H58ZM74 143H72L73 145H74ZM167 143V144H166ZM189 145H188V144ZM231 143V142H230ZM0 144H1V141H0ZM3 144V143H2ZM22 144H25L24 142H22ZM21 144V145H22ZM38 144H39V142H38ZM55 144V143H54ZM63 144H65L64 142H63ZM72 144H70V146L72 145ZM79 144H80V142H79ZM88 144H90L91 146L89 147V145ZM93 144V145H92ZM111 144V143H110ZM120 144V145H119ZM133 144H135V143H133ZM132 144V145H133ZM161 144H165V145H163V147L164 146H168V150H166L167 148L165 147V150H164V148L162 149L161 148ZM192 144V145H191ZM213 144H214V142H213ZM14 145V146H13ZM21 145H18L19 147V149L21 150V148H24L25 149V146L24 145H22V147H20ZM26 145V144H25ZM32 145H33V143H32ZM55 145V146H56ZM67 145V144H66ZM69 145V144H68ZM67 145V146H68ZM76 145V144H75ZM75 145H74V147H75ZM103 145V144H102ZM101 145V146H102ZM112 145V144H111ZM191 145V146H190ZM204 145H208L207 146V148H206V146H204ZM0 146H2V145H0ZM3 146H5V144L3 145ZM24 146V147H23ZM34 146H35V144H34ZM54 146V145H53ZM63 146H65V145H63ZM63 146H61V147H63ZM67 146H65L66 148H67ZM177 146H179V147H181L180 149H179V147H177ZM204 146V147H203ZM263 146V145H262ZM26 147V149H27V151L28 150H30V149H28ZM33 147V146H32ZM59 147H60V145H59ZM59 148V149H62V148ZM69 147V146H68ZM77 147H79V146H77ZM76 147V148H77ZM125 147V146H124ZM176 147V148H175ZM205 148V149H203V148ZM216 147H218L217 145H213V149H216ZM2 148L0 149V152H1V150H2ZM17 148V149H18ZM34 148V147H33ZM37 148V147H36ZM57 148V147H56ZM114 148H110V149H114ZM121 148V147H120ZM180 150V152H178L179 150ZM16 149V150H17ZM68 149V148H67ZM72 149V148H71ZM74 149V148H73ZM80 149V148H79ZM107 149H108V147H107ZM122 149H124V148H122ZM176 149L178 150V151H176ZM218 149V148H217ZM250 149V148H249ZM34 150V149H33ZM69 150V149H68ZM3 151V150H2ZM22 151H23V149H22ZM70 151V150H69ZM72 151V150H71ZM74 151H75V149H74ZM77 151V150H76ZM104 152V151H106L105 153H107V152H110L109 153V155H107V154H105V155H103V154H101V152ZM36 152V151H35ZM80 152V151H79ZM82 152V151H81ZM102 152V153H103ZM232 152V151H231ZM239 152V153H238ZM250 152H251V154L252 155H256L254 158L253 157H251L254 161H256V162H260V161H262L263 163L260 165V164H256L255 166L253 165V160L249 157V154H250ZM4 153V152H3ZM17 153V152H16ZM22 153V152H21ZM26 153V151L24 150V154ZM28 153V152H27ZM61 153V152H60ZM179 153V154H178ZM19 154V153H18ZM23 154V155H24ZM83 154V153H82ZM215 154L217 155V156H215ZM224 154V153H223ZM259 154V155H258ZM0 155H2L1 153H0ZM4 155V154H3ZM2 155V156H3ZM22 155V154H21ZM22 155V156H23ZM219 155V156H218ZM225 155L227 156V153H225ZM225 155H223L224 157H226ZM2 156H0V158L2 159L3 157ZM17 156V155H16ZM20 156V155H19ZM90 156H91V158H90ZM222 156V157H223ZM229 156H230V152H229ZM6 157H5V159H6ZM12 157V158H11ZM62 157V156H61ZM65 157V156H64ZM80 157V158H79ZM96 157V156H95ZM219 157V158H218ZM223 157V158H224ZM247 159H246V158ZM14 158H18V159H15L14 160ZM28 158V157H27ZM34 158V157H33ZM222 158V159H223ZM226 158H228V157H226ZM236 158L238 159H240V160H243V159H246L247 160V165H244V163H242V161H241V163H240V161H238V160H236ZM39 159V158H38ZM61 159V158H60ZM90 159H92V162H91V160ZM4 160V159H3ZM24 160V159H23ZM33 160V159H32ZM35 160V159H34ZM84 160V159H83ZM233 160V161H232ZM252 160V162H250ZM14 161V162H13ZM22 161V160H21ZM25 161H27L26 159H25ZM86 160H85V162H87ZM245 161V160H244ZM243 161V162H244ZM6 162V161H5ZM19 162V161H18ZM18 162H16V163H18ZM34 162V161H33ZM32 162V163H33ZM255 162V163H256ZM11 163H9V164H11ZM34 163H36V162H34ZM67 163H68V161H67ZM261 163V162H260ZM22 164H23V162H22ZM24 164H25V162H24ZM28 164V163H27ZM64 164H66V162L64 163ZM246 164V163H245ZM8 165V164H7ZM14 165H15V163H14ZM19 165V164H18ZM31 165L32 164H30V167H31ZM258 165V166H257ZM12 165H10V167H11ZM15 166H17V164L15 165ZM22 166V165H21ZM259 166H261L260 168H257V167H259ZM20 167V166H19ZM25 167V166H24ZM29 167V168H30ZM33 167V166H32ZM46 167V166H45ZM18 168V167H17ZM26 168V167H25ZM24 168V169H25ZM34 168V167H33ZM62 168H63V170H62ZM221 168H223L221 171H220V169ZM230 168V169H229ZM244 168H243V170H244ZM5 169V168H4ZM61 169V170H60ZM248 169V170H249ZM250 169V170H251ZM262 169V168H261ZM19 170V169H18ZM34 170V169H33ZM230 170V171H229ZM238 170V169H237ZM240 170H238V171H240ZM42 171H43V169H42ZM83 171V172H84ZM237 171V172H238ZM245 171V170H244ZM22 172V171H21ZM24 172V171H23ZM46 172V171H45ZM234 172V171H233ZM232 172V173H233ZM249 172V171H248ZM252 172V173H253ZM255 172V173H256ZM25 173V172H24ZM27 173V172H26ZM25 173V174H26ZM31 173V172H30ZM29 173V174H30ZM42 173V172H41ZM44 173V172H43ZM214 173L216 174V177H212L211 176V174L212 175H214ZM231 173V174H232ZM235 173V172H234ZM251 173V172H250ZM249 173V174H250ZM12 174V173H11ZM23 174V173H22ZM24 174V175H25ZM85 174V173H84ZM248 174V173H247ZM105 175H107V180L108 181H106V182H104L105 181V179H104V177H105ZM219 175V174H218ZM260 175V174H259ZM19 176V175H18ZM27 176H29V175H27ZM116 176H118L119 177V179H121V180H118V182L120 181H122L123 183H120V184H123V186L122 187H119L117 184H119V183H115V180L117 179V177ZM233 176V175H232ZM255 176H256V174H255ZM42 177H44V174H42ZM115 177H116V179H115ZM234 177V176H233ZM21 178V177H20ZM27 178H30V177H27ZM214 178H216V180L215 181H213L214 180ZM228 178H230V175H229V177ZM16 179V178H15ZM27 180L26 178H23V179H21V181L19 180V182H21V184H25L27 181H25V180ZM33 179V178H32ZM44 179V180H45ZM232 179V178H231ZM234 179H236V178H234ZM31 180V179H30ZM228 180V179H227ZM261 180H263L262 178H261ZM24 181V182H23ZM46 181V180H45ZM264 181V180H263ZM138 182H140V185L141 184H143V187L140 189V187L139 188H136L137 190L136 191H131V194H129L130 192L128 191V189L130 190V185H134V183H138ZM148 182H150L151 184H152V186H151V188H149V189H147L146 188V185H148L147 183ZM220 182H222V181H220ZM220 182H218V183H220ZM259 182H262V181H260V179H259ZM28 183V182H27ZM29 183H30V181H29ZM28 183V184H29ZM105 183H107V186L104 188V186H103V184L105 185ZM156 183H157V185H156ZM217 183V184H218ZM20 184V186H22ZM116 184V188H119L118 189V191H116V189H115V191H116V193L114 194L115 195V197H114V201H115V203H114V205L112 204V206L110 205V206H103V207H105L104 208V210H102V206H101V212H100V209H97V210H99V211H97L96 210V203L97 202H101V186H103V188L109 193V192H111L112 190H113V188H115V187H113L114 185ZM150 184V185H151ZM155 184V186H153ZM215 184V185H214ZM8 185V184H7ZM32 185V184H31ZM137 185V184H136ZM118 186V187H117ZM217 186V185H216ZM33 187V186H32ZM39 187V186H38ZM68 187V188H67ZM136 187V186H135ZM233 187V186H232ZM17 188V187H16ZM19 188V187H18ZM200 188H202V189H200ZM22 189H24L23 187H22ZM233 189H234V187H233ZM1 190V189H0ZM4 190V189H3ZM9 190V189H8ZM140 190H143L144 191V194L142 195L143 196V200H141L142 199V197H141V199H140V195H141V192H140ZM17 191H19V190H17ZM33 191V190H32ZM228 191V190H227ZM232 191V190H231ZM230 191V192H231ZM236 191V190H235ZM234 191V192H235ZM237 191H239V192H241V189L239 190H237ZM3 192V191H2ZM22 192V191H21ZM129 192V193H128ZM230 192H229V194H230ZM23 193V192H22ZM30 193V192H29ZM28 193V194H29ZM34 193V192H33ZM104 193V192H103ZM102 193V194H103ZM127 193L129 194V195H127ZM232 193V192H231ZM236 193V192H235ZM243 193H244V195H243ZM27 194V195H28ZM110 194V193H109ZM113 194V193H112ZM233 194V193H232ZM250 194V193H249ZM32 195V194H31ZM38 194L36 193V197H38L39 198V200H42V199H40L41 197L40 196H37ZM76 195V194H75ZM6 196V195H5ZM13 196V195H12ZM110 196V195H109ZM263 196V195H262ZM23 197V196H22ZM27 197V196H26ZM25 197V198H26ZM35 197V198H36ZM73 197V196H72ZM112 197V196H111ZM227 197V198H228ZM44 198H43V200H44ZM84 198H81L82 199V201H83V199ZM20 199H22V198H20ZM24 199V198H23ZM32 199V198H31ZM185 199H192V201L194 202V204H192V206H190V205H188L189 206V208H192V209H188V208H184V206H186L187 207V204L185 205L183 202H184V200ZM1 200V199H0ZM16 200V199H15ZM35 200H37V199H35ZM46 200V199H45ZM44 200V201H45ZM49 201H48V203L51 201L50 199H48ZM55 200V201H56ZM80 200V199H79ZM125 201V203H126V201H133V202H135L136 203V205L135 206H138V207H140V209L142 208V212H134V211H136V208H135V210L132 212L131 210V207L135 204H133L131 207H130V209L131 210H129V212L127 211V213L126 212H124V210H125V208L124 207H122V208H124V209H122L123 210V212H121V209L119 208V206H117L118 204V201L120 202V201ZM212 200V201H211ZM249 200V202H247ZM28 201H30V199L28 200ZM28 201L25 199V200H23V203H22V200H21V204H22V210H21V214L24 216L25 215V213H26V207L28 206ZM33 201V200H32ZM31 201V202H32ZM85 201V200H84ZM83 201V202H84ZM109 201H111V200H109ZM223 201H224V204L226 203V205H223ZM47 202V201H46ZM52 202V201H51ZM73 202V201H72ZM104 202V201H103ZM113 202V201H112ZM204 202V203H203ZM17 203V202H16ZM30 203V202H29ZM43 202H41V204H42ZM45 203V202H44ZM110 203V202H109ZM128 203V202H127ZM184 205H183V204ZM26 204H27V206H26ZM37 204H40V201H36V205ZM46 204V203H45ZM82 204H84V203H82ZM102 204V203H101ZM104 204V203H103ZM191 204V203H190ZM205 204H207V206H212L209 210H207L206 211V209H205V211H206V215H203V214H201L202 216H200L199 215V217H198V215H195V213H197L196 212V210L198 211V209H199V207L200 208H202L201 206L203 205V207H204V205ZM43 205V204H42ZM106 205V204H105ZM126 205V204H125ZM131 205V204H130ZM30 206H33L34 207V205H31L30 204ZM46 206V205H45ZM48 206V205H47ZM127 206H129V205H127ZM169 207L170 206V208H171V210H169V208H166V207ZM196 206H198V207H196ZM9 207V206H8ZM44 207V206H43ZM52 207H54V206H52ZM107 207V208H106ZM120 207H121V204H120ZM182 207V208H181ZM227 207H229V208H227ZM36 208V207H35ZM37 208H38V206H37ZM41 207H39V209H40ZM128 208V207H127ZM126 208V210H128ZM165 208H166V210H168V211H164L165 210ZM194 208V209H193ZM197 208V209H196ZM205 208V207H204ZM45 209V208H44ZM183 209V211H182V213H183V216H184V218L187 220V217H188V219H189V215H193V216H195L194 218H196V216L198 217V218H196V220L197 219H199V225L197 224V223H195L194 225L193 224H191L192 223V221H191V223L190 224H187V223H185V222H187V221H189V220H191V219H189V220H187V221H185V222H183V221H181V219H179L180 218V216L181 215H178V214H181V210ZM12 210V209H11ZM194 210V213L193 212H191V211H193ZM4 211V210H3ZM8 211V210H7ZM67 211V210H66ZM131 211V212H130ZM202 211V210H201ZM48 212V211H47ZM100 212V213H99ZM178 212H180V213H178ZM2 212L0 211V224H3V220H2V217H3V214H1ZM5 213V212H4ZM8 213V212H7ZM14 213V212H13ZM193 213V214H192ZM27 214V213H26ZM53 214V213H52ZM92 214V215H93ZM143 214L145 215V218L147 219V218H149V220L147 221V222H145V223H143L144 221H143V218H144V216H143ZM197 214H199V213H197ZM47 215V214H46ZM49 217L50 218H52V215H51V213H49ZM37 216V215H36ZM53 216H54V214H53ZM70 216V215H69ZM85 216V217H84ZM94 216V219L96 218ZM110 216H112V217H110ZM124 216V217H123ZM128 216V217H129ZM182 216V217H183ZM8 217V216H7ZM25 217V216H24ZM48 217V218H49ZM71 218V219H76V218ZM102 217H101V219H102ZM128 217H126V219H129ZM5 217H3V219H4ZM25 218H27V217H25ZM32 218V217H31ZM36 218V217H35ZM35 218H33L34 220H35ZM41 218V217H40ZM39 218V219H40ZM56 218H53V221L56 219ZM91 218H92V216H91ZM162 218H163V221H162ZM28 219V218H27ZM36 219H38V218H36ZM38 219V220H39ZM56 219V220H57ZM76 219V220H77ZM87 219V218H86ZM118 219V220H119ZM183 219V218H182ZM184 219V220H185ZM214 219H218L219 220V222H223V223H229V225H227V227L228 228H230V231L228 230V229H225V228H223L220 232H219V235L218 236H220L219 237V244L216 246V249H215V244H217V242H215V244H214V240H215V238H214V236L215 235H217V233L218 232H215L214 231V228H215V226H214V228H213V226L211 225V224H213L214 223V221H216V220H214ZM19 220V219H18ZM30 220V219H29ZM32 220V219H31ZM42 220V219H41ZM45 220H46V218H45ZM59 220H61V218L59 219ZM75 220V221H76ZM78 220H77V222H78ZM89 220V219H88ZM124 220H125V218H124ZM214 220V221H213ZM263 220V219H262ZM6 221V220H5ZM51 221V220H50ZM49 221V222H50ZM116 221V220H115ZM143 221V222H142ZM194 221V220H193ZM18 223H19V221H17ZM24 222H26V221H24ZM29 222V221H28ZM37 222H39V221H37ZM41 222V221H40ZM73 222H74V220H73ZM83 222V221H82ZM122 222H123V220H122ZM197 222H198V220H197ZM217 222V221H216ZM22 223V222H21ZM45 223V222H44ZM72 223V222H71ZM78 223H80L81 224V221H79ZM126 223V222H125ZM189 223V222H188ZM194 223V222H193ZM211 223V224H210ZM26 224H28V223H26ZM32 224V225H31ZM30 224V228L31 229H33V227L34 226H36L35 225V223H34V226H33V223H31ZM47 224H49V223H47ZM50 224H51V222H50ZM69 224V223H68ZM74 224V223H73ZM75 224H76V222H75ZM221 224V223H220ZM264 224V223H263ZM29 225V224H28ZM27 225V226H28ZM52 225H54V226H52ZM52 225H50V226H52V227H54V229L51 227L50 228V231H49V229H48V231L47 230H45V231H47L46 233H45V237H47V235L50 233H52L51 235L49 234V236H51L50 237V239L49 238H46V239H49L50 240V243L49 242H45V239H44V236H42L41 238H40V240H41V242H42V244L43 245H41L42 247H43V249H46V250H44V253H45V251H47V249H49L50 247H51V243H52V240H53V237H54V235L56 234V232L54 231L55 229H58L59 228V226L61 227V225H59V222H55L54 224L52 223ZM67 225V224H66ZM77 225V224H76ZM79 225V224H78ZM225 225V224H224ZM225 225V226H226ZM256 225V226H255ZM260 225H261V223H260ZM26 226V225H25ZM26 226V227H27ZM45 226V225H44ZM63 226V225H62ZM69 226V225H68ZM72 226H75V225H72ZM72 226H70V227H72ZM118 226V225H117ZM150 226V225H149ZM198 226V227H197ZM219 225H218V222H217V227H218ZM221 226V225H220ZM78 226H75V227H72V229L74 230V229H76ZM108 227V226H107ZM248 227H250L251 228V226H248ZM264 227V226H263ZM22 228V227H21ZM35 228V227H34ZM98 228H100V227H98ZM249 228V229H250ZM30 229V230H31ZM61 229V228H60ZM63 229V228H62ZM69 228H67V231H66V234H68V233H70L71 231L70 230H68ZM216 229V228H215ZM247 229V230H246ZM252 229V228H251ZM260 229L261 228H259V232H260ZM263 229V231H264V228H262ZM261 229V230H262ZM35 230V229H34ZM226 230H228L229 231V235H228V233H225L226 232ZM244 230H246V232L244 231ZM21 231V230H20ZM27 231H29V229L28 230H26V234H27ZM44 231V232H45ZM57 231V233H59L60 232V230L58 231V230H56ZM64 232L65 231V229H63V230H61V232ZM252 231H254L253 229H252ZM256 231V230H255ZM257 231V232H258ZM34 231H30V232H28V234L30 235L31 233L32 234H34L33 233ZM39 232V231H38ZM55 232V233H54ZM68 232V233H67ZM98 232V231H97ZM258 232V233H259ZM25 233V232H24ZM24 233L23 234H21V235H24ZM36 233V232H35ZM65 233V232H64ZM109 233H110V231H109ZM196 233H198L197 234V238L195 239V241H191V242H189V237L190 236H194ZM214 233H216V234H214ZM245 233V234H244ZM251 233H253V232H251ZM257 233V234H258ZM25 234V235H26ZM37 234V233H36ZM35 234V235H36ZM42 234V233H41ZM72 235H73V232L71 233ZM71 234H69V236L71 235ZM114 234H116V235H114ZM132 234V235H133ZM136 234V233H135ZM204 234H207L208 236H206L207 237V239L205 240L206 242V245H207V247H205V249H202V247L201 248H199L198 247V249H196V250H194L195 248L194 247H197V246H199V239H201V237L203 236L204 237ZM254 234H255V232H254ZM88 235V234H87ZM96 235V234H95ZM264 235V234H263ZM28 236V235H27ZM27 236H25V237H27ZM31 236V235H30ZM30 236H28V237H30ZM97 236V235H96ZM111 236V235H110ZM112 236H111V238L110 239H112ZM236 236V237H237ZM33 237V236H32ZM31 237V238H32ZM120 237V238H119ZM179 237H181V240L179 241V243L178 244H175V243H177L176 241H178L177 239L179 238ZM202 237V238H203ZM21 239L22 238H24L23 236H21L20 237ZM35 238V237H34ZM88 238V237H87ZM108 238V239H109ZM148 238H149V236H148ZM217 238V237H216ZM233 238H232V240H233ZM240 238V237H239ZM55 239V238H54ZM95 239H97V238H95ZM109 239V240H110ZM117 239V240H118ZM204 239V238H203ZM237 240H238V238H236ZM261 239V238H260ZM81 240V239H80ZM147 240H149V239H147ZM217 240V239H216ZM231 240V241H232ZM23 241V240H22ZM36 241V240H35ZM38 241V240H37ZM98 241V240H97ZM112 241V240H111ZM115 241V239L113 240V243H116V242H114ZM124 241H125V239H124ZM203 241V240H202ZM236 241V240H235ZM260 241V240H259ZM264 241V240H263ZM21 242V241H20ZM23 242H25V241H23ZM30 242V241H29ZM32 242V241H31ZM30 242V243H31ZM40 242V241H39ZM38 242V243H39ZM41 242H40V244H41ZM96 241L94 240V243H95ZM101 242V241H100ZM105 242V241H104ZM109 243H112V242H110V241H108ZM107 242V246L108 245H110L109 243ZM232 242H234V241H232ZM237 242V241H236ZM18 243V242H17ZM26 243V242H25ZM28 243V242H27ZM26 243V244H27ZM56 243V242H55ZM94 243H93V241H92V244L94 245ZM102 243V242H101ZM150 243V242H149ZM198 243V244H197ZM202 243V242H201ZM240 243V242H239ZM21 244V243H20ZM23 244V243H22ZM29 244V243H28ZM33 243H31V245H32ZM62 244H64V243H62V240H59V241H57V246L58 247H62L63 245ZM87 244H89V243H87ZM105 245H106V243H104ZM103 244V245H104ZM235 244H237L238 245V243H235ZM262 244V243H261ZM7 245V247H5V249H4V247L2 248V249H0V264H26V262H29L30 264H34L33 262L34 261H31L30 260V257H29V255L27 254L28 252L27 251H25L26 249H25V247H24V251L22 252H20V249L22 248H20L19 249V244H17V246L15 245V244H6ZM5 245V246H6ZM204 245V244H203ZM213 245V246H212ZM236 245V246H237ZM89 246H90V244H89ZM95 246L96 247H98L97 246V244H95L94 245V247L93 248H95ZM183 246H188V248H189V250L186 252V253H183L182 252V250H183ZM205 246V245H204ZM255 246V245H254ZM260 246V245H259ZM16 247V248H15ZM91 247V246H90ZM106 247V246H105ZM104 247V249L106 250V248ZM170 247H172V255H169L170 257H168L167 259H165L164 258V256H163V258H162V256L161 255H159V253H161V252H165V250H167L168 248H170ZM54 248V247H53ZM66 248V247H65ZM92 248V247H91ZM90 248V249H91ZM99 248V247H98ZM146 248V247H145ZM234 248V247H233ZM236 248V247H235ZM18 249V250H17ZM29 249H31V248H29ZM61 249H63V248H61ZM96 249V248H95ZM95 249L94 250H90L91 251V258H90V260H91V262H90V264H113L114 262L113 261H115L114 260V258H112V253H110L111 255H109V253H107L108 251L106 250V252H105V250L104 251H101V250H99V249H97L96 251H95ZM171 249V248H170ZM240 249V248H239ZM60 250V249H59ZM103 250V249H102ZM143 250V249H142ZM253 250H255V249H253ZM7 251H10L12 254H14V258H13V261H9V259L7 260V259H5V260H3L2 259V254H3V256H5L4 254H6V252ZM62 251V250H61ZM140 251V250H139ZM230 251V250H229ZM244 251V250H243ZM140 252H142V251H140ZM249 252V251H248ZM10 253V254H11ZM37 253V252H36ZM137 253H139V252H137ZM54 254V253H53ZM85 254V253H84ZM88 254V253H87ZM90 254V253H89ZM141 254V253H140ZM139 254V255H140ZM43 255V254H42ZM86 255V254H85ZM84 255V256H85ZM139 255H137V256H139ZM158 255L159 256H161V257H158ZM31 256V255H30ZM61 256H62V258L61 257H58V258H60V260L59 259H57V257H56V259L57 260H59V261H54V259H53V261H51V260H43L42 259V263H41V261L39 262V264L41 263V264H79L78 262L80 261V259L82 258H77V257H75V256H73V257H71V260H67V259H69V256L70 255H68V253L67 252H64V253H62L61 254ZM83 256V257H84ZM5 258V257H4ZM42 258H43V256H42ZM64 258V259H63ZM149 258V259H148ZM40 258H38V260H39ZM47 259V258H46ZM49 259V258H48ZM52 259V258H51ZM141 258H139V260H140ZM35 260V259H34ZM37 260V259H36ZM37 260V261H38ZM85 260V259H84ZM83 260V261H84ZM87 260H88V258H87ZM89 260V261H90ZM141 260V261H142ZM37 261H36V263H37ZM44 261V262H43ZM151 261L152 260H149V263H147V264H151ZM12 262V263H11ZM81 262V261H80ZM85 262V261H84ZM88 262V261H87ZM143 262V261H142ZM145 263V264H146ZM81 264H84V263H81ZM115 264V263H114Z\"/></svg>",
  "mask_w": 264,
  "mask_h": 264
},
{
  "label": "rangeland",
  "instance_id": "2",
  "mask_svg": "<svg viewBox=\"0 0 264 264\" xmlns=\"http://www.w3.org/2000/svg\"><path fill=\"white\" fill-rule=\"evenodd\" d=\"M6 1V2H5ZM11 0H4V3H9ZM14 0H12V2H13ZM16 2H19V7H22V6H24L25 5V7H23L22 9H19V10H21V11H23V10H25V9H27V11H28V13H27V15L28 16H30V15H32V16H30V19H29V22L28 21H24V19H25V17L23 18V20H20V18L18 19L17 18V23L15 24V26H12L11 27V30L10 29H8V36L6 35L5 36V38L3 39V43H7V41L6 40H10V41H14L13 43H12V45L15 47V49H17V50H23V47H24V45H25V42H29V41H32V39H35V41H36V51L35 50H32V49H30L29 51H31L32 52V56L33 57H35V60H36V64H37V66H36V68H35V71H34V75L33 74H31V76H30V78L29 79H27V84L26 83H23L24 82V80H23V77H21V76H17V80H18V83H19V87H20V89H18L16 92H12V90H11V87H9L8 88V86H10L9 84L6 86V88H5V90L7 91V92H4L3 91V87H1L0 86V107H3V105H4V107H5V109L6 110H8V114H7V112H5V110L4 109H2V111H3V113L5 114H7V115H10V116H13V117H15V119H16V117L18 118V119H13V117H10L9 116V118H11V120L10 121H12V119L13 120H15V121H13L14 122V124H12L13 122H11L10 124L11 125H6V127L4 126V128L5 129H7V127L8 126H11V127H8V134H9V136L7 137V134L5 133V135H6V142H5V138H1L2 137V134L4 133V130L2 129V126L0 125V131H1V136H0V141H1V144L0 145H2V146H0V149L3 147V148H5L6 147V145H8V141L7 140H9V141H13L14 142V140H16V139H18V138H15V137H17V136H22V135H24L25 137H20L19 139H26L25 141H27V137L28 136H26V135H30L31 136V134H32V132H31V134H30V131L32 130L33 132L34 131H36L38 128H39V126H40V124H41V122H44V121H42L44 118L42 117V116H45V117H49V116H54L56 113H60V109H61V111H63V112H67V110H69L70 109V113H69V111L66 113V114H70V116H72L73 115V112L74 111H77V115H73L72 117H70L69 115H67L69 118H67V120H68V122L70 123H68V122H64V121H67V120H63V118H61L62 119V123L64 122V124H65V126H63L62 125V123H60V121H61V119L59 120V118H57L58 119V121H57V119L56 120H54L53 121V123L56 125V128H54V129H52V128H50V130L52 129V131H53V134H52V132L49 134V135H47L46 133V135L43 133V135H42V133H40V136H39V133L38 132H43V126L46 128L47 126H49V125H51L52 127H53V123L52 122H49V123H51V124H49V123H46V122H44V124L46 123V126L44 125V124H42L41 125V128H42V130H41V128H39L41 131H38L37 133H35L33 136L36 138H33V141H32V138L31 137H33V136H31L29 139H31L30 141H28V143H29V145L31 146L30 148L29 147H27L28 146V144L24 141V140H22V142H24L25 144H22V142L20 141V140H16L14 143L13 142H11L12 144H17V145H15L16 146V148H15V150H13V151H16L14 154H16L15 155V157H18V158H14V160L15 159H18L16 162H18V163H16V162H14L15 163V165L17 164V166H15L14 165V163H11V160L12 159H10L9 160V158H8V160H7V155H10L11 156V154L9 153V151H7V153H5V150H6V148H5V150L2 148V150H1V154L4 156H2V155H0V156H2L3 158L1 159L0 158V211L2 212L1 214H3V217H5L4 219H3V217H2V220H3V224H0V249H2L3 247H4V249H5V247H7V243L8 244H15L16 246H17V244H19L18 246H19V249H20V252L23 250H25V251H27L28 253V255H29V257H30V260L31 261H34L33 263L34 264H39V262L41 261V263H42V259L45 261V260H51V261H53V259H54V261L56 260V261H59L60 260V258H58V257H61L62 258V256H61V254L62 253H64V252H67L68 253V255H70L69 256V259H67V260H71V257H73V256H75V257H79L80 255V257L79 258H81L80 259V261L78 262L79 264H81V263H84V264H90V262H91V260H90V258H91V254L93 253H91V251L92 250H94L95 248V251L97 250V249H99V250H101V251H104L105 249H104V247L106 248V250L108 251L107 253H112V258H114V260L115 261H113L115 264H145L147 261V259H145V261L144 260H142V254H143V252L146 250V249H148V247H149V245L151 244V242L153 241H155V239L153 238V237H151L149 234H150V232L151 231H153V229L154 230H157L158 228H160L159 226L161 225V222H159V221H161V220H157V221H152L151 222V224H150V222H147L148 220H149V218H145V215L143 214V216H144V218H143V223H145V222H147L146 224H147V229L144 231V232H140V231H136V232H134V234L132 235L131 234V236L128 238V236L129 235H127V236H125L126 238H121V240L120 239H118V238H115V236H114V239H115V241L114 242H116V243H113V234H111V232H114V231H111V230H113V228L116 230V228H121L122 226L123 227H125L126 226V224L128 223V222H130L131 223V219L132 218H130V214H128L127 213V211L129 212V210H131L132 212L135 210V208H136V211H134V212H139L140 210V212H142L143 210H142V208L140 209V207H138V206H135L136 205V203L135 202H133V201H126V203H125V201L123 202L122 200L119 202L118 201V205L117 206H119V208L121 209V212H123V210L122 209H124L125 208V210H124V212H126L128 215L126 216V217H128L129 219H126V217H124L125 218V220H124V218L122 219L121 218V220L119 219L120 217L118 216V215H116V216H118L119 218H117L116 216H113V217H115L114 218V220L113 219H109V217L107 218V219H103V217L102 216H97V214H96V216L93 214H91L90 215V213L89 214H87V215H85L84 217H85V219L83 218H79V220L74 216L73 217V215L74 214H76L77 212L74 210V208L76 207L75 206V204L78 206V205H80V204H77L78 202L80 203L81 202V205H87L88 203H89V198L88 197H83L84 195V193L83 192H81V190L80 191H78L77 193L75 192V193H73L71 196H70V199H69V204H68V208L65 210V212H67V215L65 214L64 215V219L62 220V218L63 217H59V219L61 218V220H59V219H57L58 218V216H57V214H56V211H55V209H52L54 212H51L50 210H51V208H56L55 206L58 204V202H57V200L55 201L54 200V198H53V200L51 199V197H41L40 195H39V193L41 192V189L39 190V188H40V185H38V182H40L41 180H42V178H43V181H44V183H48V181H47V179H45V178H47L48 176H49V174H55V173H57V171L59 170V169H57V168H61V167H63V168H65L64 166H62V165H69V163H71V160H73L72 158V156H74L75 154V156L74 157H77L78 156V154H79V156L80 157H82V158H80L81 159V161H83L84 163H86L85 165H84V167L83 168H81V169H79V172H82L83 173V175H84V177H85V182L87 183L88 182V176H87V174H86V172L84 171L85 170V167L87 166H89V164L88 163H90V162H88L87 161V159H85V156H84V152H83V150H85V148L86 147H84V146H82V143H85V144H87V140L89 141V138H90V135H89V131H88V129H89V125H90V123H89V121H87L89 118H91L92 117V115H90V114H92V112H93V114H94V110H96V108H94V106L91 104V105H89V104H86V106H88L89 105V107L91 106V108H88V109H90V110H92V108H93V111H90V110H88V109H86L85 110V104H82L81 106H84L83 108L81 107V109H74V108H77V107H75V106H73V104L72 105H70L69 103H70V98L69 97H66L67 96V93H69V92H71V93H73V95H75L74 94V92L76 93V92H78V91H80V89H83L85 92L86 91H89V90H91L92 89V87L94 86L93 85V83L91 84V83H83V84H81V83H76V84H73L72 86H71V84H69V82H66V83H64L65 85H63V86H66L65 88L67 89V91L65 90V92H63L59 97L58 96H56V90H57V88H55L56 86H50V88H53V90L52 91H54V92H52V95H54L55 97H54V102H52V103H54L53 105H52V103L51 104H49V103H44V102H42L41 100L44 98V97H39V96H44L46 93H47V86L45 85V78H46V76H47V78L48 79H50V78H52L51 80H54L55 79V77H56V75H59V73L62 71V70H64L61 66L62 65H64V64H66L67 62L68 63H71V61L72 60H70V58L71 59H73V57H74V59H76V60H81V58H82V60L84 59H86V61H88V62H90V63H94V67L95 68H97L98 66V61H96V59L95 58H92L93 56H94V52H93V50L95 49L96 51L98 50V49H100V50H102L101 52H103V50H105V54H103V53H101V56H103L102 58L101 57H99V63H101V64H104L105 63V60H107V61H110V62H112V59H113V62H118V64L117 65H115L114 67H113V74H115L116 75V81L112 84V86H113V90L115 91V94L116 95H118L117 93H119L120 92V90L122 91V90H124L125 91V89H126V91H125V94H126V97H127V99L130 97V96H134L137 100H134L133 101V99H135L134 97H133V99H132V97H130L132 100H130V102L129 103H133V105L134 106H137V104H140V101L138 102V100L142 97V95L141 94H143L145 91V97H146V101L147 100H151L150 102H149V105H150V110H149V114L147 115L148 117H146V119H144V120H146L145 122H147V123H145V126L147 127V130H146V132H145V136H147L148 135V137H150L149 136V134H150V132H151V127L156 123L158 126H160V127H162V128H164L165 127V124L164 123H168L169 121H171V116H170V113L169 112H171L172 110H173V106H175L176 105V107L180 104V102H182V100L178 103V102H176L175 101V103H177V104H175L174 103V96H175V100H177V101H179V96L181 97V96H184V101L182 102V103H185L186 101V98H188L189 96H187L188 95V91H187V89L184 87V89H185V92H184V90H183V87L181 86V84L183 85V81H184V79H185V82L184 83H186V84H188V81L189 80H191L193 77V75H195L194 73H199V71H201V69L202 70H204V68H202L203 67V65L205 66V65H208V66H211V68H210V73L209 74H211V76L213 77H211L210 79H209V74H207V73H203L202 71V73H203V75H201V77H198V79H199V81H198V79L197 80H195L194 82L195 83H193L194 85H192V87L194 88V91L195 92H198V93H200L201 92V88L200 87H198V86H196L197 85V82H200V83H198V85H200V84H202V86H203V84L205 83H209L208 85H211L213 88H217V87H220V89L222 90V93L224 94H226L227 93V97L225 96V98L224 97H222V99H220L219 97L218 98H216V99H214V102H212L209 106H208V109H205L204 108V104L202 103V104H200V108H202V112H203V115H204V117H203V119L201 120V119H199V117H197L196 115V113H192V114H196L195 116L194 115H192L191 116V113H190V110H189V107H186V108H183L182 109V111L181 112H183L182 114H184V117L185 118H183V116L181 117V118H179V120L178 119H176L175 118V120H174V118H173V120H174V125L175 126H173L172 128H174V129H176L177 131H178V129H179V131L181 132L184 128H186V129H191V131H193V130H195L196 128H198L199 130L201 129V128H203V126H205V124L208 122V121H213V120H215V121H217V116L219 115V114H217L218 113V109L221 111V109H222V111H226V112H229L230 113V111H232L231 109H234V108H231V107H233V104L235 105V108H236V110H238V108H240L239 107V105L240 104H244V102L242 101L241 103H240V100H241V95H243L244 96V94H246L250 89H252V91L253 92H257V90H260V89H264V80H260L261 82H259V81H255V80H253V83H251L252 81H250V82H246V80H245V82H244V80H243V78H244V76H245V74H243V76L242 77H240L239 75H237L236 74V72H234V70H235V68H233L234 67V64L235 65H237V67L239 68V67H242V68H237L238 70H242V71H245L246 69V73H247V71H249V70H254L255 69V67H259V68H261V66L263 65L262 63H264V55H263V53H262V55L260 54V56L258 55V53L259 52H262V50L261 51H258V48H259V43H263L264 42V9L262 8V2H264V0H203L204 1V3L200 0H191V1H189V0H176L175 1V8H180V10H182V14L185 16V18H184V16H182V18H183V20H182V18H181V27L185 30V34L182 36L181 34V32L180 31H177L178 29H177V27L175 28V29H172V27L174 28V26H172V25H170V23L169 22H166L165 20V23L163 22V19L162 18H157V20H156V22H154L155 24H153V22H152V24L151 23H149V22H147V21H144V22H142L143 20H141L140 22L138 21V22H135V20L133 21V18H134V15H133V12L134 11H131L132 9H136L137 10V7H135V6H138V8L139 7H143L144 9V13L145 14H147V13H152V12H154L155 10H157V8H160V11L162 10V8L161 7H157L156 8V6H153L154 4L153 3H151V1H149L148 3H151V4H148V3H143V1L142 0H80L81 1V4H78V5H76V7H74V9H75V11L74 12H84V11H86V10H88V11H86V12H89L90 11V14H91V16H92V21H91V26L89 27V29H87L85 32H80L81 31V29L79 28V32H80V35L82 36V37H80V38H78V39H80V40H77L76 38H74V35L72 34V32H70V31H72L73 29L74 30H77L78 31V28L77 29H75V27H76V25H75V27L74 28H72V30H70L69 28L71 27V25H67V23H66V25H64L63 23H62V21L60 22V18H59V20L57 19L56 20V18L57 17H53V16H56V9H57V6H56V4H54L55 2L53 1V0H51L50 2H49V0H36V1H34V0H15ZM14 1V2H15ZM20 1H22V2H20ZM39 1V2H38ZM53 1V2H52ZM83 1V2H82ZM188 1L189 2H191V4L190 3H188ZM1 2H3V0H0V4H2ZM32 2V3H31ZM43 2V3H42ZM48 2V3H47ZM64 2V0L63 1H61L60 2V4L61 5H63V6H70V3L68 2V0H67V2H68V4H62ZM66 2V1H65ZM94 2V3H93ZM95 2H98V3H95ZM3 3V7H4V5L6 6V4H4ZM11 3V2H10ZM22 3H24V4H22ZM29 3H30V6H28V7H30V9L27 7V5H29ZM44 3H47L48 4V6H49V8H51V9H49L48 8V10H46L47 8H45L44 7V9H43V4ZM83 3V4H82ZM87 3V4H86ZM193 3V4H192ZM200 3H203V5L201 4L200 5ZM32 4V5H31ZM37 4V5H36ZM89 4H90V6H89ZM98 4V5H97ZM142 4H143V6H142ZM145 4V5H144ZM146 4H148L147 6H146ZM264 4V3H263ZM40 5V6H39ZM51 5H53V6H51ZM85 5V6H84ZM95 5H97V6H95ZM174 5V4H173ZM173 5H171V6H173ZM188 5H191V6H188ZM199 5V6H198ZM0 6H2V5H0ZM34 6V7H33ZM51 6V7H50ZM65 6V7H66ZM88 6V7H87ZM95 6V7H94ZM145 6V7H144ZM188 6V7H187ZM37 7V8H36ZM52 7H54V8H52ZM55 7H56V9H55ZM82 7V8H81ZM134 7V8H133ZM190 7V9L192 8V13H189V12H191V10L190 11H188V8ZM69 8V7H68ZM165 7H163V10L165 11H163V13L162 12H158V11H155V12H157L158 14H162L163 16L165 15L164 13H166L167 12V10L166 9H164ZM167 8V7H166ZM34 9V10H33ZM43 9V10H42ZM59 9V8H58ZM66 9H67V7H66ZM70 9H72V8H70ZM70 9H68V11L70 10ZM94 9V10H93ZM171 9V8H170ZM37 10H38V12H37ZM45 10H46V12L47 11H50V12H47V14L49 13V14H51L52 12V14L51 15H47L46 14V12H45ZM52 10V11H51ZM77 10V11H76ZM96 10V11H95ZM159 10V9H158ZM5 11V10H4ZM60 11V10H59ZM71 11V10H70ZM93 11V12H92ZM170 10H168V12L167 13H170L169 12ZM234 11V12H233ZM236 11V12H235ZM36 12V13H35ZM40 12H41V15H40ZM44 12V13H43ZM132 13V14H130L131 15V17H129V16H126L125 14H129V13ZM43 13V14H42ZM166 13V14H167ZM30 14V15H29ZM55 14V15H54ZM219 14H221V15H225V14H227V15H229L228 17L230 18L231 16V19L233 20L232 21V27H231V29L230 30H232L231 32H232V34L234 33V34H236L237 32H238V34L239 33H241V37L244 39L245 38V36H247V38H248V35L249 34H251V35H253L252 37H251V35H249V37H250V39H247V38H245V40H243L242 41V39H240V38H238V36L237 35H235V36H237V38L238 39H228L227 41L228 42H226L225 40V38H223L222 37V32H223V28H221L222 27V25H223V21H222V19H221V15H219ZM37 15H39V16H41V17H39V16H37ZM46 15V16H45ZM238 15V16H237ZM36 16L38 17V19L36 18ZM53 18H52V17ZM124 16H126V19L127 18H129V19H124L125 17ZM243 17V16H245V18H246V22H243L242 24H238V17ZM42 17H44V18H42ZM48 18V17H50V18H48V23L46 22V23H44L43 24V22L41 21V24L39 23L40 21H39V19L40 20H45V18ZM234 17V18H233ZM3 18V17H2ZM46 18V19H47ZM192 19L193 21H192V23H190V24H188L189 23V19ZM52 19V20H51ZM56 20V22L57 21H59L58 23H56L54 20ZM1 20H4V19H1L0 18V23L2 22ZM36 20H38L39 22H37ZM132 20V21H131ZM20 21V22H19ZM126 21L128 22L127 24L129 25V23L131 24V26L129 25V28H131V29H128V30H130V31H122V29H121V27L120 26H122L123 24H124V22L126 23ZM131 21V22H130ZM158 21V22H157ZM22 22V23H21ZM52 22V23H51ZM56 24H55V23ZM64 22V21H63ZM147 22V23H146ZM160 22H163V23H160ZM234 22V23H233ZM235 22H236V24H237V26H236V24H235ZM53 25H51V24ZM123 23V24H122ZM157 23V24H156ZM169 23V24H168ZM5 24V21H4V23L2 24H0L1 26H0V28H3V29H5L6 28V24ZM45 24H48V25H46L47 27H48V32L49 33H47L46 35H45V33H44V35H40V36H37L36 37V34L38 35V33H37V31H38V28L40 27V26H42V27H44V25ZM139 24V25H138ZM146 24V25H145ZM147 24H148V26H147ZM149 24H151V25H149ZM161 24H163V26H165V25H168V27L170 26V28H168V27H164L163 28V26H161V29L160 28H158V27H160V25ZM188 24V25H187ZM244 24V25H243ZM4 25V26H3ZM11 25V24H10ZM234 25V26H233ZM66 26V27H65ZM67 26H68V28H67ZM73 26V25H72ZM79 26V25H78ZM114 26V27H113ZM145 28V30L143 29V28ZM152 27H154V29L152 28ZM158 28V30L156 29V28ZM215 27V28H214ZM256 27V28H255ZM257 27H259L258 29H257ZM115 28V29H114ZM151 28H152V30H153V33H151V32H149V31H152L151 30ZM217 28V29H216ZM221 29V31H219L220 29ZM251 28H253V31L252 30H250ZM119 29V30H118ZM142 29H143V31H142ZM148 29H149V31H148ZM161 30V33H164V31H165V33L164 34H168L169 35V37H170V39L168 40L167 39V41H166V39H161V38H158L157 36H155L156 37V39H151V41H152V45H150L151 46V48L149 47V49L150 50H154L156 47L154 46V45H158V46H160L161 45V43H162V45H164L163 46V49L164 48H166L165 49V51L164 52H166V51H168L167 53L168 54H170L169 52H171V54H172V57H171V59L172 58H174V57H176V53L177 54H179L178 55V57L180 56V54L184 57V56H187V57H189V58H187L188 60L187 61H184V62H181L182 63V65H180V66H178V65H172L171 63H170V57H168V56H170V55H168V54H166V53H164V55H167V56H164L163 55V57L161 56V58H160V60H159V62H158V65H159V67H157L158 68V70H159V72L158 73H160L158 76H157V73H156V70H157V68H154L155 66V64H151L150 65V67L147 69L146 68V64H147V62L145 61V59L149 62H151V63H154V62H156L157 60H156V56L154 55V56H152V54H150L149 55V53L151 52V51H148L149 53H148V56H140V57H138V59H137V62H139V64H136L137 65V73H140V74H137V75H135V76H133V77H131L130 78V80H129V82H128V84H127V82L125 83L124 81H121V80H124V78H125V76L124 75H127L128 73L127 72H125V66H124V64H122L123 63V56H122V54L120 53V51L118 52L117 51V48H115V47H119V46H121V44H123V43H134V44H139V42H137V40H141L140 39V37H142V39L143 38H145V39H147L146 38V36L148 37H152V34L153 35H155V33L156 32H154V31H156L157 30V32H160V30ZM167 29H168V31H167ZM212 29H216V31L219 33H221L220 35H215L214 37L215 38H218V39H215L214 38V40H217V41H215V42H217L219 45H222V47H220V46H216V47H214L213 49V54H211V52L209 53V54H207L206 56H203L202 54H203V51H204V47H205V45H206V41H207V36H208V33H209V31L211 32V30ZM117 30V31H116ZM147 30V31H146ZM170 30V31H169ZM173 30H176V31H174L173 33H172V31ZM120 31V32H119ZM167 31V32H166ZM249 31H250V33H249ZM118 32V33H117ZM127 32H129V34L127 33ZM146 32V33H145ZM175 32H177V33H175ZM214 32V31H213ZM216 32V33H217ZM78 33V32H77ZM85 33V34H84ZM144 33V34H143ZM151 33V34H150ZM181 33V34H180ZM215 33V32H214ZM79 34V33H78ZM116 34V35H115ZM118 34V35H117ZM121 34V35H120ZM149 34V35H148ZM157 34V33H156ZM163 34V35H164ZM173 34H176V35H174V37H171ZM210 34H212V32L210 33ZM113 35V36H112ZM119 35H120V37H119ZM171 35V36H170ZM178 35V36H177ZM111 36L113 37V38H111ZM132 36H134V37H132ZM145 36V37H144ZM240 36V35H239ZM244 36V37H243ZM255 36V40H256V38H257V41L254 43H251V40H252V38ZM11 37V38H10ZM131 37V38H130ZM177 37H179V38H177ZM210 37V36H209ZM222 37V38H221ZM135 38V40H133ZM154 38V37H153ZM172 38V39H171ZM173 38H177V41H176V39H173ZM111 39V40H110ZM121 39V40H120ZM123 39V40H122ZM145 39H143V40H141V41H145ZM179 39V40H178ZM225 39V40H224ZM4 40L6 41V42H4ZM83 40V41H82ZM126 40V41H125ZM128 40V41H127ZM148 40V39H147ZM146 40V41H147ZM163 42H162V41ZM206 40V41H205ZM250 40V41H249ZM253 40H254V38H253ZM252 40V41H253ZM254 40V41H255ZM130 41V42H129ZM154 41V42H153ZM169 41V42H168ZM258 41H260V42H258ZM0 42H1V39H0ZM137 42V43H136ZM175 42V43H174ZM176 42L178 43V44H176ZM247 42V43H246ZM130 43V44H131ZM159 43V44H158ZM164 43V44H163ZM173 43H174V45H173ZM217 43H215V44H217ZM120 44V45H119ZM82 45V46H81ZM86 45V49H88L87 50V52H84V46ZM94 45V46H93ZM249 45V46H248ZM98 46H99V48H98ZM101 46V47H100ZM176 48H175V47ZM94 47H96V48H94ZM112 47V49H113V47H114V50H112V52L110 51V50H108V48L110 49ZM153 47V48H152ZM258 47V48H257ZM178 48V49H177ZM224 48V49H223ZM252 49V52H253V49L254 48H257L256 49V51L254 50V52L255 53H257V51H258V53L257 54H255L257 57H252L251 59L252 60H249V61H254V62H250V65H249V67H248V64H249V62L247 63V64H244V62L246 63L248 60H246L245 59V57L246 56H248V57H250L249 55H250V53H252L251 52V50L250 49ZM79 49V50H78ZM90 49V50H89ZM116 49V50H115ZM119 49H120V47H119ZM118 49V50H119ZM148 49V50H149ZM170 49H172V50H170ZM175 49H176V51L177 52H174L175 51ZM205 49H207V45H206V47H205ZM248 49H249V51H248ZM100 50H98V53L100 52ZM121 50V49H120ZM208 50V49H207ZM234 50V51H233ZM260 50V49H259ZM109 51V53L107 54V52ZM172 51L174 52V54L172 53ZM199 51V52H198ZM232 51H233V54H235V55H233L232 54ZM248 51V52H247ZM6 52V51H5ZM23 52H25V51H23ZM31 52H29V54L31 53ZM34 52V53H33ZM92 52V53H91ZM178 52H180V53H178ZM182 52L184 53V54H182ZM250 52V53H249ZM264 52V51H263ZM39 53V54H38ZM67 53V54H66ZM89 55L88 57L86 56L87 54ZM98 53H96V55H99ZM152 53V52H151ZM23 54V53H22ZM20 55L22 58H23V56L24 55ZM25 54V53H24ZM42 54V55H41ZM70 54H71V57H70ZM91 54H93V55H91ZM103 54V55H102ZM228 54H230V55H228ZM7 52L5 53V58L4 59H6V62H8L7 60H9V56L7 57ZM30 55V56H31ZM84 55V56H83ZM91 55V56H90ZM96 55H95V57H96ZM105 55V56H104ZM175 55V56H174ZM192 55V56H191ZM215 55H218L219 57H221V56H224V57H226L225 59H226V61L227 60H229V61H227V62H225V64L223 65V68H221V71L223 72H225L229 67H231V68H233V75H226V73L224 74V73H222V72H216V70H215V66L218 64V59L217 60H215L214 59V56ZM238 55V57H239V59H238V62L237 61H235V59L236 58H238V57H236ZM54 56V57H53ZM57 56V57H56ZM64 56H66V57H64ZM174 56V57H173ZM182 56H180L179 58H181ZM242 56V57H241ZM63 57H64V61H62V59H63ZM67 57H70L68 60H70V61H68L66 58ZM76 57V58H75ZM195 57V58H194ZM248 57H246V58H248ZM59 58H60V60L62 61H59ZM78 58V59H77ZM151 58V59H150ZM165 58V59H164ZM227 58H229V59H227ZM53 59V60H52ZM54 59L56 60V61H54ZM95 59V60H94ZM109 59V60H108ZM167 59H169V60H167ZM250 59V58H249ZM93 60H94V62H93ZM139 60V61H138ZM155 60V61H154ZM166 62H169V63H164L165 61ZM237 63H234V61ZM257 60V61H256ZM67 61V62H66ZM73 61H75V60H73ZM72 61V62H73ZM146 63H145V62ZM153 61V62H152ZM160 61H162L161 63H160ZM164 61V62H163ZM215 61H217V63L215 62ZM50 62V63H49ZM59 62H61L62 63V65H61V63H59ZM97 62V63H96ZM149 62V63H150ZM260 62V63H259ZM143 63V64H142ZM163 63V64H162ZM234 63V64H233ZM54 64V65H53ZM97 64V65H96ZM211 64V65H210ZM261 64V65H260ZM39 65V66H38ZM56 65V66H55ZM240 65V66H239ZM253 67H252V66ZM257 65V66H256ZM165 66V67H164ZM178 66V67H177ZM61 67V68H60ZM152 67H153V69H152ZM247 67V68H246ZM116 68V69H115ZM151 68V69H150ZM167 68V69H166ZM246 68V69H245ZM252 68H254V69H252ZM264 68V65H263V67H262V69ZM62 69V70H61ZM150 69V70H149ZM156 69V70H155ZM245 69V70H244ZM261 69V70H262ZM123 70H124V72L126 73H124L123 72ZM139 70V71H138ZM256 70H258V68H256L254 71H256ZM264 70V69H263ZM60 71V72H59ZM115 71H117V72H115ZM120 71V72H119ZM141 71H142V73H141ZM150 71L152 72V73H150ZM154 71V72H153ZM162 71V72H161ZM260 71V70H259ZM259 71H256V73H258ZM46 72H48V73H46ZM56 72H57V74H56ZM115 72V73H114ZM147 73L148 74V72H149V74H150V77H152V75L154 76L153 77V79L155 78V73H156V80L154 79H152V83L149 81V80H151V78L150 77H147L148 78V81H149V85H150V83L152 84V85H150V87H149V89L145 86V85H143V82H142V76H143V74L145 75V73ZM200 72V74H202ZM50 73V74H49ZM66 73V72H65ZM64 73V71L63 72H61V74H63L64 76H66L67 75V73L65 74ZM70 73V72H69ZM98 73V71L96 72V74ZM117 73V74H116ZM120 73V74H119ZM219 73H221V76L219 75ZM43 74V75H42ZM51 74L54 76H52L51 77ZM104 73H102V72H100L99 71V75H100V77L101 78H104V76L105 75H103ZM118 74H119V76H123V77H119L118 78ZM149 74H148V76H149ZM162 74V75H161ZM178 74V75H177ZM199 74V75H200ZM219 75V76H217V77H219V78H214L215 76L214 75ZM224 74V75H223ZM37 75V76H36ZM39 75V76H38ZM139 75H142V76H139ZM164 75V76H163ZM171 76L170 78H169V76ZM223 75V76H222ZM225 75L228 77H231V78H233V76H234V78L233 79H236L237 78V81H239L240 83L241 82H244L245 84L242 86V84L243 83H237L236 85H226V79H225ZM236 75L238 76V77H236ZM44 76H45V78H44ZM49 76V77H48ZM60 76V75H59ZM62 76V75H61ZM70 76L72 77V75L70 74ZM161 76H163V78L161 77ZM175 76H176V78H175ZM178 76V77H177ZM32 77V78H31ZM35 77V78H34ZM39 79H38V78ZM43 78L42 80H40L41 78ZM140 77V78H139ZM173 77V78H172ZM221 77V78H220ZM223 77V78H222ZM226 77V78H227ZM34 78V79H33ZM54 78V79H53ZM66 78H68V75L66 76ZM160 78V79H159ZM174 78L176 79L175 81H172V80H174ZM188 78H189V80H188ZM191 78V79H190ZM197 77H196V75H195V78L194 79H196ZM139 79V80H138ZM193 79V80H194ZM220 79V80H219ZM186 80H188V81H186ZM193 80H191V81H193ZM243 80V81H242ZM35 81V82H34ZM42 81V82H41ZM128 81V80H127ZM147 81V80H146ZM147 81V82H148ZM155 81V82H154ZM173 82V84H172V82ZM177 81V82H176ZM180 81V82H179ZM217 81H219V83L217 82ZM221 81V82H220ZM37 82V83H36ZM44 82V83H43ZM142 82V83H141ZM153 82H154V84L155 85H153ZM169 82V83H168ZM176 83V85H175V87L173 86L172 88H170L172 85H174L175 83ZM255 82H257V83H255ZM68 83V84H67ZM123 83H125V84H123ZM172 85H171V84ZM179 83H181V84H179ZM222 83V86L220 85ZM251 83V84H250ZM141 86H139V85ZM148 84H147V86H148ZM186 84H184V85H186ZM225 84V85H224ZM31 85H33V87L31 86ZM71 87H69V86ZM121 85H122V87H121ZM169 85H171V86H169ZM180 85V87H182L181 88V90L183 91V93L182 92H180V90L179 91H177L178 90V88H180V87H178ZM238 85H241V86H238ZM22 86V87H21ZM26 86V87H25ZM39 86V87H38ZM91 86V87H90ZM128 86V87H127ZM155 86V87H154ZM187 86V85H186ZM196 86V87H195ZM201 86V87H202ZM225 86H226V89H225ZM236 88H235V87ZM238 86V87H237ZM36 87V88H35ZM43 87V88H42ZM155 89H154V88ZM168 87V88H167ZM228 87V88H227ZM85 88V89H84ZM115 88H117V89H115ZM139 88H141V91H140V89ZM143 88H146V90L144 89V92L142 91L143 90ZM231 88V89H230ZM55 89V90H54ZM71 89V90H70ZM87 89V90H86ZM169 89H171V90H169ZM217 89H219V88H217ZM43 90V91H42ZM70 90V91H69ZM133 90V91H132ZM140 92H139V91ZM155 90V91H154ZM167 90H169L170 91V93H169V91H167ZM225 92H224V91ZM261 90V91H262ZM11 91V92H10ZM22 91V92H21ZM27 91V92H26ZM73 91V92H72ZM129 91V92H128ZM149 91V92H148ZM200 91V92H199ZM45 92V93H44ZM139 92V93H138ZM142 92V93H141ZM154 92V93H153ZM163 92V93H162ZM175 92V93H174ZM231 92V93H230ZM264 92V91H263ZM17 93V94H16ZM42 93V94H41ZM66 93V94H65ZM135 93V94H134ZM139 95H138V94ZM156 93V94H155ZM162 93V94H161ZM172 93V94H171ZM174 93V94H173ZM179 93V94H178ZM185 93H186V96H185ZM231 94L230 96H229V94ZM12 94V95H11ZM25 94V95H24ZM65 94V95H64ZM132 94V95H131ZM149 94V95H148ZM5 96V98H7L6 100H5V98H3L4 96ZM16 96L17 97V101H18V103L16 104V105H14V107H13V109L12 108H8L7 107V105H8V101L13 97V96ZM141 95V96H140ZM166 95H167V97L169 96V98H168V100L166 101L165 100V98H166ZM240 95V96H239ZM24 96V97H23ZM30 96H32V97H30ZM34 96V97H33ZM138 96V97H137ZM149 96H151V97H149ZM153 96V97H152ZM163 96V97H162ZM165 96V97H164ZM173 96V97H172ZM2 97V98H1ZM186 97V98H185ZM240 97V98H239ZM21 98H23V100H21ZM26 98V99H25ZM32 98V99H31ZM41 99V100H37V99ZM177 98V99H176ZM9 99V100H8ZM20 99V100H19ZM119 99H121V98H119ZM167 99V98H166ZM181 99H183L182 97H181ZM189 99V98H188ZM217 99H220V101L219 100H217ZM225 99V100H224ZM261 99L264 101V93L262 94V97H261ZM65 100L66 101H68L69 103H66L65 102ZM222 100H224V101H222ZM228 100V101H227ZM39 101V103L40 102H42V104L40 103L39 104V106L37 105L38 102ZM128 101H129V99H128ZM133 101V102H132ZM137 101V102H136ZM146 101H144V102H146ZM200 102H201V100H199ZM216 101V102H215ZM262 101V102H263ZM5 103V104H3V103ZM35 102V103H34ZM64 102H65V104H67V105H65L64 104ZM135 102V103H134ZM190 102H191V105L192 104H195V100L193 99V98H191L190 99ZM3 105H2V104ZM37 103V104H36ZM86 103V102H85ZM122 103H124V102H122L121 101V104ZM141 103H142V101H141ZM153 103V104H152ZM182 103H181V105H182ZM264 103V102H263ZM25 104V105H24ZM34 104V105H33ZM136 104V105H135ZM143 104V103H142ZM158 104V105H157ZM161 104V105H160ZM173 104H175V105H173ZM231 104H232V106H231ZM242 104V105H243ZM2 105V106H1ZM69 105V106H68ZM156 105V106H155ZM186 105V104H185ZM185 105H184V107H185ZM19 106V107H18ZM28 106V107H27ZM35 106H36V108H35ZM41 106V107H40ZM44 106V107H43ZM50 106H52L51 108H50ZM65 106V107H64ZM70 106H71V108H70ZM162 106V107H161ZM180 106V105H179ZM223 106V107H222ZM3 107V108H4ZM30 107V108H29ZM59 108V110H58V108ZM67 108V109H63V108ZM78 107H79V105H78ZM79 107V108H80ZM152 107H155V108H152ZM196 107V106H195ZM218 107V108H217ZM220 107H222L221 109H220ZM227 107V108H226ZM28 108L29 109H31V111L32 112H30V110L28 111L29 113H28V118H26L25 116L27 115V110H28ZM39 108H41L40 110H39ZM50 108V109H49ZM160 108V109H159ZM164 109V111H162L163 113H165V114H161L162 112L160 111V110H162V109ZM169 108V109H168ZM172 108V109H171ZM199 107L197 106V109H198ZM204 108V109H203ZM217 108V109H216ZM224 108V109H223ZM9 109H10V111H9ZM22 109V110H21ZM34 109H35V111H34ZM38 109V110H37ZM153 109V110H152ZM156 109V110H155ZM159 109V110H158ZM174 109H175V107H174ZM217 110V112H216V119H214L215 118V116L213 117V115H215V110ZM56 110V111H55ZM64 110H66V111H64ZM158 110V111H157ZM165 110H167V111H165ZM171 110V111H170ZM198 110H201V109H198ZM205 110V111H204ZM38 111H40V113H41V115H39L40 113H38ZM54 113H53V112ZM152 111V112H151ZM161 113H160V112ZM247 111V110H246ZM44 112V113H43ZM49 112V113H48ZM56 112V113H55ZM90 112V113H89ZM48 113V114H47ZM150 113H151V115H150ZM155 113V114H154ZM42 114H44V115H42ZM50 114H53V115H50ZM62 114H64V113H62L61 112V117H62ZM122 114V113H121ZM120 114V115H121ZM37 115H38V117H37ZM59 115V114H58ZM138 115L140 116V113H138ZM167 116V118H170V120L168 121V119H165L166 118V116ZM189 115V116H188ZM212 115V116H211ZM91 116V117H90ZM122 116V115H121ZM40 117V118H39ZM50 117V118H51ZM75 117V118H74ZM189 118V117H191V119L193 120L192 121V123H193V125L191 124V126L190 125H186V123H185V121H187L186 120V118ZM211 117V118H210ZM222 117V116H221ZM66 118H64V119H66ZM85 118H88V119H85ZM261 118H263L264 119V117H261ZM22 119H24V120H22ZM42 119V120H41ZM73 119V121H71ZM121 119L123 120V124H124V128H123V131L124 132H127L128 131V128H131V129H133V126H135L136 125V123L135 122H133L132 120H127L126 118H124V117H121ZM142 119V118H141ZM190 119V118H189ZM188 119V120H189ZM221 119H223V120H225V117H223V118H221ZM262 119V120H263ZM32 120V121H31ZM37 120V121H36ZM208 120V121H207ZM222 120V126H221V130L218 128L214 133H213V135L209 138V140H208V142H209V145L212 147V150L211 149H209V150H207V152L206 153H209V152H211V151H215L214 153H217L218 152V150L219 151H222L223 153H222V156L223 155H225V153H227V156L226 157H228V158H226V157H222L221 156V154H220V159H219V162L221 161V160H224V159H229V160H231V158L232 157H234V156H232L231 155V153L233 154L234 153V151H235V153H236V151H239L240 153H241V151L242 150H244L245 152H249V151H252V147H253V149L254 150H260L261 149V151H263L264 152V144H262V145H259L260 147H259V149H257V145H255V143H253V140H256V138L258 137L259 139H260V141H262L263 143H264V129L262 128H258L259 130H258V132H257V129H255L253 132L251 131V132H249L250 134H248V131H247V129L244 127L243 129H242V127L244 126V124H241V125H239V127H240V130H245L246 129V132H247V134L248 135H246V137L245 138H247L246 140H250L251 139V141H252V143H251V145H252V147H251V145H248V141H246V142H243V144H241V143H238V145L239 146H243L245 143L247 144V145H244L243 147H245V149L243 148H241L240 147V149H239V146L237 145V143H236V141H235V144H233L234 143V140H237V137H236V135H234L231 131L229 132V130H231V126L229 127L228 126V124H227V122L225 123V121H223ZM9 121V122H10ZM18 121V122H17ZM82 121L83 122H85V123H82ZM148 121H149V123H148ZM210 121V122H211ZM38 122H40V123H38ZM58 122V123H57ZM196 122V123H195ZM198 122V123H197ZM16 123V124H15ZM25 123V124H24ZM87 123V124H86ZM127 123V124H126ZM39 124V126H38V128L36 129V130H34L36 127H37V125ZM47 124H49V125H47ZM148 126H147V125ZM195 124V125H194ZM198 124H200V125H198ZM201 124H202V126H201ZM227 124V125H226ZM16 125V126H15ZM54 125V126H55ZM57 125L58 126H60V127H57ZM66 125H67V127H66ZM70 125H72V126H70ZM85 125H88V126H85ZM132 125V126H131ZM224 125H225V127H224ZM229 125H231V124H229ZM15 126V127H14ZM20 126H22V127H20ZM51 126H49V127H51ZM194 126V127H193ZM198 126H200V127H198ZM32 127H35V128H32ZM49 127H47L48 129H49ZM65 127H66V129H65ZM71 127V128H70ZM150 127V128H149ZM191 127V128H190ZM264 127V126H263ZM32 128V129H31ZM44 128V130L46 131V129ZM58 128V129H57ZM85 128V129H84ZM148 128H149V131H148ZM182 128V129H181ZM21 130V131H19V130ZM48 129H47V132H48ZM60 129H61V131L62 132H57V131H60ZM64 129V130H63ZM74 129H76V131L74 130ZM172 130L173 132H175L176 130ZM227 129H229V130H227ZM261 129V130H260ZM18 130V131H17ZM49 130V131H50ZM56 130V131H55ZM74 130V131H73ZM80 130V131H79ZM136 130V131H135ZM134 131H133V138L135 137V142H133V143H135V144H123L124 142L123 141H121V145L119 146V148L118 149H121L122 151H125V149L126 150H128V153L129 152H131V153H133L136 149H137V146H136V141L138 142V141H143V138H144V135L142 134V132H140V130L137 128V129H135ZM197 130V129H196ZM195 130V131H196ZM224 130V131H223ZM3 131V132H2ZM12 131H13V133L15 134V135H11V133H12ZM14 131H16V133L14 132ZM29 131V132H28ZM178 131V132H179ZM190 131V132H191ZM222 131V132H221ZM5 132H7L6 130H5ZM73 132H76V134L74 133L73 134ZM80 132V133H79ZM82 132V133H81ZM217 132V133H216ZM246 132L244 131V134H246ZM255 132V133H254ZM262 132V133H261ZM58 133V134H57ZM62 133V134H61ZM68 133H70V134H68ZM103 133H105L106 135H104L105 137H103L101 140H96V144H94L95 146H97V147H95V150H96V148H97V150L98 151H100V149H102L104 146H105V144L107 143V146H105L106 147V151H112V152H114V150H115V148H114V146H113V143L112 142H109V140H110V137H109V135H108V131L107 130H104V132ZM221 133V134H220ZM229 133L231 134L230 136H229ZM254 135H253V134ZM257 133V134H256ZM261 133V134H260ZM136 134V135H135ZM139 134V135H138ZM232 134H233V136H232ZM260 134V135H259ZM4 135V134H3ZM11 135V136H10ZM37 135V136H36ZM42 135V136H41ZM55 135H57V136H55ZM58 135H60L59 137H58ZM64 135V136H63ZM70 135H72V137H75V138H71V136ZM79 135V136H78ZM135 135V136H134ZM182 135H184V136H186L185 135V133H183ZM191 135V133L189 134V136ZM225 135V136H224ZM251 137H250V136ZM67 137V136H69L71 139H72V141H71V139H67V138H64V137ZM182 137L181 136V138L183 139V140H187V142L189 143V142H192L193 143V141H196V140H191V141H189L187 138L189 137V136H186V137ZM219 136V137H218ZM229 136V137H228ZM234 136H235V139H234ZM249 136V137H248ZM262 136V137H261ZM3 137H5V136H3ZM12 137V139L10 140L9 138H11ZM46 137V138H45ZM49 139H48V138ZM55 137L57 138V139H55ZM68 137V138H69ZM77 137V138H76ZM80 137V138H79ZM83 137V138H82ZM136 137H137V139H136ZM141 138V140H140V138ZM214 137V138H213ZM224 137H225V139H224ZM40 140H39V139ZM51 138H52V140H51ZM61 138V139H60ZM65 140H64V139ZM139 138V139H138ZM176 138V137H175ZM180 138V139H181ZM229 138V139H228ZM232 138V139H231ZM4 139V140H3ZM35 139V140H34ZM59 139V140H58ZM66 139H67V142H66ZM75 139V140H74ZM107 139H109V140H107ZM180 139H179V141H180ZM227 139V140H226ZM239 139V138H238ZM253 139V140H252ZM3 140V141H2ZM43 140V141H42ZM57 140V141H56ZM62 140V141H61ZM86 140V141H85ZM32 141V142H31ZM45 141V142H44ZM58 141H59V143H60V141L62 142L61 144H59L58 143ZM74 141H77L76 143H74ZM80 142V144H79V142ZM82 141H84V142H82ZM182 141V140H181ZM232 141H233V143H232ZM8 142V143H7ZM17 142V143H16ZM21 142V143H20ZM31 142V143H30ZM38 142H39V144H38ZM63 142L65 143V144H63ZM82 142V143H81ZM213 142H214V144L215 145H217L218 147H216V149H213ZM231 142V143H230ZM242 142V141H241ZM3 143V144H2ZM7 143V144H6ZM32 143H33V145H32ZM55 143V144H54ZM56 143H58V145H56ZM72 143H74V145H75V147H74V145L72 144ZM112 145H111V144ZM187 143V144H188ZM5 144V146H3ZM24 145L25 146V149L24 148H21V150L18 148L19 146L18 145ZM34 144H35V146H34ZM69 146H67V145ZM70 144H72L71 146H70ZM103 144V145H102ZM167 144V143H166ZM190 144V143H189ZM188 144V145H189ZM195 144H196V146L198 145V142H194L193 143V146L195 147ZM249 144H250V142H249ZM13 145V146H14ZM22 145L20 146V147H22ZM54 145V146H53ZM56 145V146H55ZM59 145H60V147L61 146H63V145H65V146H67V148L70 150H68L65 146H63V147H61L62 149H59L60 147H59ZM89 145V147L91 146L90 144H88ZM93 145V144H92ZM102 145V146H101ZM163 145H165V144H161V148L163 149L164 148V150H165V147L167 148L166 150H168V146L166 145V146H164L163 147ZM192 145V144H191ZM190 145V146H191ZM9 146V145H8ZM23 146V147H24ZM34 148H33V147ZM77 146H79V147H77ZM80 146H82V147H84V149L82 148V147H80ZM125 146V147H124ZM204 146H206V148H207V146L208 145H204ZM203 146V147H204ZM26 147L28 148V149H30V150H28L27 151V149H26ZM37 147V148H36ZM57 147V148H56ZM77 147V148H76ZM92 147V146H91ZM107 147H108V149H107ZM121 147V148H120ZM177 147H179V146H177ZM202 147V148H203ZM18 148V149H17ZM72 148V149H71ZM75 149V151H74V149ZM80 148V149H79ZM88 148V147H87ZM86 148V149H87ZM110 148H114V149H110ZM122 148H124V149H122ZM176 148V147H175ZM181 147H179V149H180ZM218 148V149H217ZM250 148V149H249ZM17 149V150H16ZM22 149H23V151H22ZM34 149V150H33ZM83 149V150H82ZM104 149V148H103ZM178 149V148H177ZM176 149V151H178ZM203 149H205V148H203ZM242 149V150H241ZM24 150L26 151V153L24 154ZM72 150V151H71ZM77 150V151H76ZM97 150H96V152H94V153H92L93 155L92 156H94V157H92V159L94 158H97V153H99V152H97ZM36 151V152H35ZM80 151V152H79ZM82 151V152H81ZM106 151H102L101 152V154H103V155H105V154H107V155H109V153L110 152H107V153H105ZM232 151V152H231ZM4 152V153H3ZM22 152V153H21ZM28 152V153H27ZM61 152V153H60ZM178 152H180V150L178 151ZM229 152H230V156H229ZM238 152V153H239ZM19 153V154H18ZM83 153V154H82ZM105 153V154H104ZM23 156H22V155ZM179 154V153H178ZM217 154H219V153H217ZM20 155V156H19ZM259 155V154H258ZM7 156V157H6ZM62 156V157H61ZM65 156V157H64ZM96 156V157H95ZM215 156H217L216 154H215ZM256 155H252L251 154V152H250V154H249V157L251 158V157H255ZM5 157H6V159H5ZM28 157V158H27ZM34 157V158H33ZM218 157V158H219ZM12 158V157H11ZM39 158V159H38ZM61 158V159H60ZM71 160H70V159ZM90 158H91V156H90ZM223 158V159H222ZM235 158V157H234ZM246 158V157H245ZM4 159V160H3ZM24 159V160H23ZM25 159L27 160V161H25ZM33 159V160H32ZM35 159V160H34ZM84 159V160H83ZM92 159H90L91 160V162H92ZM94 159H93V161H94ZM233 159V158H232ZM239 159V158H238ZM237 158H236V160H238ZM247 159V158H246ZM246 159H243V160H238V161H240V163H241V161H242V163H244V165H247V160ZM252 159V158H251ZM22 160V161H21ZM85 160L87 161V162H85ZM233 160H235V159H233ZM232 160V161H233ZM245 160V161H244ZM253 160V159H252ZM252 160L250 161V162H252ZM6 161V162H5ZM36 162V163H34V162ZM67 161H68V163H67ZM244 161V162H243ZM263 161V160H262ZM262 161H258V162H256V161H254L253 160V165L255 166L257 163L258 164H262L263 162ZM22 162H23V164H22ZM24 162H25V164H24ZM33 162V163H32ZM66 162V164H64ZM256 162V163H255ZM9 163H11V164H9ZM28 163V164H27ZM58 163L61 165V167H58L57 165H58ZM246 163V164H245ZM8 164V165H7ZM19 164V165H18ZM30 164H32L31 165V167H30ZM10 165H12L11 167H10ZM22 165V166H21ZM20 166V167H19ZM26 168H25V167ZM34 168H33V167ZM46 166V167H45ZM258 166V165H257ZM18 167V168H17ZM30 167V168H29ZM261 166H259V167H257V168H260ZM5 168V169H4ZM25 168V169H24ZM63 168H62V170H63ZM244 168V167H243ZM243 168L240 170V168H237L238 170H240V171H238L237 169H235L234 170V168H232L231 170H233V171H231V173L229 174L230 175V178H228L229 177V175L227 176V178H225V176L224 175H221L220 173H219V171L217 170V172H215L216 174H217V177H216V174L214 173V175H212L211 174V176L212 177H216L217 178V181L215 182L216 183V185H215V187H214V195H213V202H214V205H217V204H219L218 202H219V200L221 201L222 199V197L224 198V196L226 197V198H224V201H225V199H228L229 200V197L227 196V194L226 193H228V195H233V196H235L236 194H237V192H238V194H237V196H239L240 194L242 195V192H246V193H248V195L247 196H249V195H252L253 194V192H254V190L256 189V187H258L257 189L258 190H260L261 191V197H263L264 198V167L262 166L260 169H258V170H262V171H260V173H259V171H255V169H254V172L252 171L253 169H245L244 168V170H243ZM19 169V170H18ZM34 169V170H33ZM42 169H43V171H42ZM223 168H221L220 169V171L222 170ZM230 169V168H229ZM61 170V169H60ZM22 171V172H21ZM26 173H24V172ZM46 171V172H45ZM64 171V170H63ZM84 171V172H83ZM230 171V170H229ZM238 171V172H237ZM249 171V172H248ZM31 172V173H30ZM42 172V173H41ZM44 172V173H43ZM251 172V173H250ZM253 172V173H252ZM256 172V173H255ZM12 173V174H11ZM23 173V174H22ZM30 173V174H29ZM85 173V174H84ZM248 173V174H247ZM250 173V174H249ZM25 174V175H24ZM42 174H44V177H42ZM219 174V175H218ZM255 174H256V176H255ZM260 174V175H259ZM19 175V176H18ZM27 175H29V176H27ZM48 175V176H47ZM234 177H233V176ZM21 177V178H20ZM27 177H30V178H27ZM116 177H117V179H116ZM115 177V183H119V184H117L119 187H122L123 186V184H120V183H123L122 181L120 182H118V180H121V179H119V177L118 176H116ZM16 178V179H15ZM23 178H26L27 180H25V181H27L28 183H29V181H30V183L28 184L27 182L25 183V184H21V182H19V180L21 181V179H23ZM33 178V179H32ZM41 178V180H39ZM107 175H105V177H104V179H105V181L104 182H106V181H108L107 179ZM216 178H214V180L213 181H215L216 180ZM232 178V179H231ZM234 178H236V179H234ZM261 178L263 179V180H261ZM31 179V180H30ZM46 181H45V180ZM228 179V180H227ZM259 179H260V181H262V182H259ZM220 181H222V182H220ZM24 182V181H23ZM218 182H220V183H218ZM218 183V184H217ZM8 184V185H7ZM20 184L22 185V186H20ZM32 184V185H31ZM137 184V185H136ZM148 185H146V188L147 189H149V188H151V186H152V184L150 183V182H148L147 183ZM151 184V185H150ZM122 185V186H121ZM156 185H157V183H156ZM33 186V187H32ZM39 186V187H38ZM103 186H104V188L107 186V183H105V185L103 184ZM103 186H101V192L103 193H101V202L99 201V202H97L96 204V210L97 209H100V212L102 211V210H104V208L105 207H103V206H112V204L114 205V203H115V201H114V197H115V193H116V191H118V189L119 188H116L115 186H116V184L113 186V187H115V188H113V190L111 191V192H107L104 188H103ZM117 186V187H118ZM136 186V187H135ZM153 186H155V184L153 185ZM234 187V189H233V187ZM17 187V188H16ZM19 187V188H18ZM22 187L24 188V189H22ZM130 190L128 189V191L130 192H128L129 194H131V191H136L137 189L136 188H139L140 187V189L143 187V184H141L140 185V182H138V183H134V185L132 184V185H130ZM68 188V187H67ZM4 189V190H3ZM9 189V190H8ZM115 189H116V191H115ZM200 189H202V188H200ZM240 190L241 189V192H239V191H237V190ZM251 189H254V190H252L251 192H252V194H251V192H249ZM17 190H19V191H17ZM33 190V191H32ZM228 190V191H227ZM232 190V191H231ZM236 190V191H235ZM3 191V192H2ZM23 193H22V192ZM142 191V192H141ZM224 191L226 192V193H224ZM233 193H231V192ZM236 193H235V192ZM30 192V193H29ZM34 192V193H33ZM140 192H141V195H140V199H141V197H142V199L141 200H143V194H144V191L143 190H140ZM224 194H223V193ZM229 192H230V194H229ZM29 193V194H28ZM36 193L38 194L37 196H40L41 198L40 199H42V200H39V198L38 197H36ZM113 193V194H112ZM127 193V195H129ZM143 193V194H142ZM240 193V194H239ZM244 193H243V195H244ZM250 193V194H249ZM28 194V195H27ZM32 194V195H31ZM41 194H42V192H41ZM76 194V195H75ZM221 194H223V196L221 195ZM6 195V196H5ZM13 195V196H12ZM110 195V196H109ZM263 195V196H262ZM23 196V197H22ZM27 196V197H26ZM73 196V197H72ZM112 196V197H111ZM221 197L220 199H217V198H219V197ZM26 197V198H25ZM36 197V198H35ZM228 197V198H227ZM20 198H22V199H20ZM24 198V199H23ZM32 198V199H31ZM43 198H44V200H43ZM81 198H84L83 199V201H82V199ZM16 199V200H15ZM29 200L30 199V201H28V206H27V204H26V213H25V217H27V218H25L22 214H21V210L23 209L22 208V204H21V200H22V203H23V200ZM35 199H37V200H35ZM48 199H50L51 201L48 203ZM80 199V200H79ZM33 200V201H32ZM109 200H111V201H109ZM211 200V201H212ZM32 201V202H31ZM36 201L38 202V201H40V204H37L36 205ZM47 201V202H46ZM73 201V202H72ZM104 201V202H103ZM113 201V202H112ZM224 201H223V205H226V203L224 204ZM17 202V203H16ZM30 202V203H29ZM41 202H43L42 204H41ZM46 204H45V203ZM56 202L57 204H55V205H52V204H54V203ZM110 202V203H109ZM128 202V203H127ZM225 202H228V201H225ZM247 202H249V200L247 201ZM82 203H84V204H82ZM102 203V204H101ZM104 203V204H103ZM135 203V204H134ZM185 205L187 204V207L186 206H184V208H188V209H192V208H189V206L188 205H190V206H192V204H194V202L192 201V199H185L184 200V202H183ZM182 203V204H183ZM191 203V204H190ZM204 203V202H203ZM30 204L31 205H34V207L33 206H30ZM106 204V205H105ZM120 204H121V207H120ZM126 204V205H125ZM131 204V205H130ZM134 204V205H133ZM183 204V205H184ZM46 205V206H45ZM48 205V206H47ZM127 205H129V206H127ZM133 205V206H132ZM195 205V204H194ZM9 206V207H8ZM37 206H38V208H37ZM44 206V207H43ZM52 206H54V207H52ZM101 206L103 207L102 208V210H101ZM107 206V207H108ZM132 206V207H131ZM36 207V208H35ZM39 207H41L40 209H39ZM106 207V208H107ZM122 207H124V208H122ZM128 207V208H127ZM130 207H131V209H130ZM196 207H198V206H196ZM202 208H200L199 207V209H198V211L196 210V212L197 213H199V214H197V213H195V215H198V217H199V215L200 216H202L201 214H203V215H206V211L207 210H209L211 207L210 206H207V204H205L204 205V207H203V205L201 206ZM45 208V209H44ZM126 208L128 209V210H126ZM166 208H169V210H171V208H170V206L168 207H166ZM166 208H165V212L166 211H168V210H166ZM182 208V207H181ZM227 208H229V207H227ZM12 209V210H11ZM76 209H77V207H76ZM194 209V208H193ZM197 209V208H196ZM205 209H206V211H205ZM4 210V211H3ZM8 210V211H7ZM202 210V211H201ZM48 211V212H47ZM74 212V214H73V212ZM97 211H99V210H97ZM130 211V212H131ZM182 211H183V209L180 211L181 212V214H178V215H181L180 216V218L179 219H181V221H183V222H185V221H187V220H189V219H191L192 217V219L191 220H189V221H187V222H185V223H187V224H190L191 223V221H192V223L191 224H195V223H197L198 225H199V219H197L198 220V222H197V220H196V218H198L197 216H196V218H194L195 216H193V215H189V219H188V217H187V220L184 218V216H183V213H182ZM5 212V213H4ZM8 212V213H7ZM14 212V213H13ZM76 212V213H75ZM99 212V213H100ZM180 212H178V213H180ZM191 212H193L194 213V210L193 211H191ZM49 213H51V215H52V218H50L49 216ZM54 214V216H53V214ZM71 213L73 214V215H71ZM192 213V214H193ZM47 214V215H46ZM37 215V216H36ZM70 215V216H69ZM8 216V217H7ZM91 216H92V218H91ZM94 216L96 217L95 219H94ZM183 216V217H182ZM192 216V217H191ZM32 217V218H31ZM40 218L39 220L38 219H36V218ZM49 217V218H48ZM57 217V218H56ZM76 218L77 220H78V222L79 221H81V224L80 223H78L77 222V220L76 219H71V218ZM101 217H102V219H101ZM110 217H112V216H110ZM112 217V218H113ZM191 217V218H190ZM33 218H35V220L33 219ZM45 218H46V220H45ZM53 218H56L54 221H53ZM87 218V219H86ZM183 218V219H182ZM19 219V220H18ZM30 219V220H29ZM32 219V220H31ZM42 219V220H41ZM89 219V220H88ZM119 219V220H118ZM185 219V220H184ZM263 219V220H262ZM260 221H259V227L258 228H256V227H252V224L250 225H248V226H251V228L254 230V231H252V229L250 228V227H248L247 226V229H248V231H247V234L246 235H244V237L242 238V236H237V235H234L235 237L233 238V240H232V238L231 239H229L230 240V246H228L227 245V251L230 253V254H233L234 252H235V250H239V253H242V252H244V253H254V252H260L261 254H262V249H264V231H263V229L262 228H264L263 226H264V218H262ZM6 220V221H5ZM51 220V221H50ZM73 220H74V222H73ZM76 220V221H75ZM116 220V221H115ZM122 220H123V222H122ZM129 220V221H128ZM147 220V221H146ZM194 220V221H193ZM214 220H216L217 222H218V227H217V222L216 221H214ZM213 221H214V223L213 224H211L212 226H213V228H214V226H215V228H214V231L215 232H218L217 233V235H215L214 236V238H215V240L213 241L214 242V244H215V242H217V244H215L214 246H215V249H216V246L219 244L218 242L220 241L219 240V237L220 236H218L219 235V232L223 229V228H225V229H228L229 231H230V228H228L227 227V225H229V223L227 222V223H223V222H219V220L218 219H214ZM17 221H19V223L17 222ZM24 221H26V222H24ZM29 221V222H28ZM37 221H39V222H37ZM41 221V222H40ZM51 222V224H50V222ZM83 221V222H82ZM128 221V222H127ZM162 221H163V218H162ZM22 222V223H21ZM45 222V223H44ZM55 222H59V225H61V227L59 226V228L58 229H55L54 231L56 232V234L54 235V237H53V240H52V245H51V247L49 248V249H47V251H45V253H44V250H46V249H43V247L41 246V245H43L42 244V242H41V240H40V238L42 237V236H44L45 235V233L48 231V229H49V231H50V228L52 227V226H54V225H52V223L54 224ZM72 222V223H71ZM75 222H76V224H75ZM126 222V223H125ZM189 222V223H188ZM194 222V223H193ZM26 223H28V224H26ZM31 223H33V226H34V223H35V225L36 226H34L33 227V229H31L30 227V224ZM47 223H49V224H47ZM69 223V224H68ZM74 223V224H73ZM221 223V224H220ZM260 223H261V225H260ZM67 224V225H66ZM79 224V225H78ZM226 226H225V225ZM27 227H26V226ZM32 225V224H31ZM45 225V226H44ZM50 225H52V226H50ZM63 225V226H62ZM69 225V226H68ZM72 225H75V226H78L76 229H72V227H75V226H72ZM118 225V226H117ZM150 225V226H149ZM196 225V224H195ZM221 225V226H220ZM70 226H72V227H70ZM108 226V227H107ZM22 227V228H21ZM98 227H100V228H98ZM122 227V228H123ZM198 227V226H197ZM48 228V229H47ZM53 229H54V227H52ZM61 228V229H60ZM65 229V233L62 231L61 232V230H63V229ZM67 228H69L68 230H72L70 233H68V234H66V231H67ZM250 228V229H249ZM259 228H261L260 229V232L258 231L259 230ZM29 229V231H27V234H26V230H28ZM31 229V230H30ZM35 229V230H34ZM47 230V231H45V230ZM246 229V230H247ZM21 230V231H20ZM56 230H60V232L59 233H57V231ZM224 230V229H223ZM228 230H226V232L225 233H228V235H229V231ZM246 230H244L245 232H246ZM256 230V231H255ZM32 232V231H34L33 233L34 234H28V232ZM39 231V232H38ZM45 231V232H44ZM98 231V232H97ZM109 231H110V233H109ZM259 233H258V232ZM25 232V233H24ZM37 234H36V233ZM54 232V233H55ZM73 232V235L71 234ZM251 232H253V233H251ZM254 232H255V234H254ZM24 233V235H21V234H23ZM42 233V234H41ZM136 233V234H135ZM258 233V234H257ZM26 234V235H25ZM36 234V235H35ZM50 234V233H49ZM49 234L47 235V237H45L44 236V239H45V242H49L50 243V237L52 236L51 234V236H49ZM69 234H71L70 236H69ZM88 234V235H87ZM97 236H96V235ZM197 234L198 233H196L194 236L192 235V236H190L189 237V242H193V241H195V239L197 238ZM214 234H216V233H214ZM245 234V233H244ZM30 236V237H28V236ZM112 236V239H110L111 238V236ZM114 235H116V234H114ZM21 236H23L24 238H20ZM25 236H27V237H25ZM33 236V237H32ZM148 236H149V238H148ZM206 236H208L207 234H204V239L201 237V239H199V246H197V247H194L195 249L194 250H196V249H198V247L199 248H201L202 247V249H205V247H207V245H206V239H207V237ZM237 236V237H236ZM32 237V238H31ZM35 237V238H34ZM88 237V238H87ZM110 237V238H109ZM217 237V238H216ZM240 237V238H239ZM46 238H49V239H46ZM55 238V239H54ZM95 238H97V239H95ZM110 240H109V239ZM120 238V237H119ZM206 238V239H205ZM236 238H238V240L236 239ZM261 238V239H260ZM81 239V240H80ZM118 239V240H117ZM124 239H125V241H124ZM147 239H149V240H147ZM217 239V240H216ZM25 241V242H23V241ZM36 240V241H35ZM38 240V241H37ZM59 240H62V243H64V244H62L63 246L61 247V248H63V249H61L60 247H58L57 246V241H59ZM94 240L96 241L95 243H94ZM98 240V241H97ZM112 240V241H111ZM152 240V241H151ZM178 241H176L177 243H175V244H178L179 243V241L181 240V237H179L178 239H177ZM203 240V241H202ZM219 240V241H218ZM234 241V242H232V241ZM237 242H236V241ZM260 240V241H259ZM21 241V242H20ZM33 243L32 245H31V243ZM41 242V244H40V242ZM92 241H93V243H94V245L95 244H97V246L99 247H96L95 246V248H93L94 247V245L92 244ZM102 243H101V242ZM105 241V242H104ZM108 241H110V242H112V243H109ZM18 242V243H17ZM39 242V243H38ZM56 242V243H55ZM107 242L110 244V245H108L107 246ZM150 242V243H149ZM202 242V243H201ZM240 242V243H239ZM21 243V244H20ZM23 243V244H22ZM87 243H89L90 244V246L92 247H90L89 246V244H87ZM104 243H106V245L104 244ZM235 243H238V245L237 244H235ZM262 243V244H261ZM104 244V245H103ZM198 244V243H197ZM205 246H204V245ZM6 245V246H5ZM237 245V246H236ZM255 245V246H254ZM260 245V246H259ZM17 246V247H18ZM25 247V249H24V247ZM213 246V245H212ZM54 247V248H53ZM66 247V248H65ZM146 247V248H145ZM218 247V246H217ZM234 247V248H233ZM236 247V248H235ZM16 248V247H15ZM29 248H31V249H29ZM91 248V249H90ZM171 248V249H170ZM170 248H168L167 250H165V252L163 251V252H161V253H159V255H161L162 256V258H163V256H164V258L165 259H167L168 257H170L169 255H172V247H170ZM240 248V249H239ZM262 248V249H261ZM60 249V250H59ZM103 249V250H102ZM143 249V250H142ZM253 249H255V250H253ZM18 250V249H17ZM62 250V251H61ZM91 250V251H90ZM106 250H105V252H106ZM142 251V252H140V251ZM189 250V248H188V246L186 247V246H183V250H182V252L183 253H186L187 251ZM230 250V251H229ZM244 250V251H243ZM22 251V252H23ZM24 251V252H25ZM234 251V252H233ZM249 251V252H248ZM37 252V253H36ZM137 252H139V253H137ZM11 252L10 251H7L6 252V254H4L5 256H3V254H2V259L3 260H5V259H9V261H13V258H14V254H10ZM54 253V254H53ZM86 255H85V254ZM88 253V254H87ZM90 253V254H89ZM109 253V255H111ZM141 253V254H140ZM264 253V252H263ZM43 254V255H42ZM140 254V255H139ZM85 255V256H84ZM137 255H139V256H137ZM158 255V257H161V256H159ZM42 256H43V258H42ZM84 256V257H83ZM5 257V258H4ZM13 257V258H12ZM56 257H57V259H59V260H57L56 259ZM90 257V258H89ZM38 258H40L39 260H38ZM47 258V259H46ZM49 258V259H48ZM52 258V259H51ZM87 258H88V260H87ZM139 258H141L140 260H139ZM35 259V260H34ZM38 261H37V260ZM64 259V258H63ZM85 259V260H84ZM149 259V258H148ZM158 259V258H157ZM157 259L156 258H150L149 260H152L151 261V264L153 263V261L155 260V261H157ZM85 262H84V261ZM90 260V261H89ZM143 262H142V261ZM149 260H148V262L147 263H149ZM36 261H37V263H36ZM43 261V262H44ZM88 261V262H87ZM12 263V262H11ZM40 263V264H41ZM113 263V264H114ZM146 263V264H147ZM26 264H30L29 262H26ZM154 264H155V262H154Z\"/></svg>",
  "mask_w": 264,
  "mask_h": 264
}]
</instances>
